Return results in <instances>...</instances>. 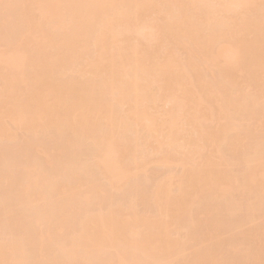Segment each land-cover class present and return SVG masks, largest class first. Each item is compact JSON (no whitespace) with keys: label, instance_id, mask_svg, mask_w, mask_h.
<instances>
[{"label":"bare ground","instance_id":"bare-ground-1","mask_svg":"<svg viewBox=\"0 0 264 264\" xmlns=\"http://www.w3.org/2000/svg\"><path fill=\"white\" fill-rule=\"evenodd\" d=\"M2 2L3 3H2V6H0V8H4V9L3 10L0 9L1 10L0 11V66H2V67L4 66L3 68H4L5 71H7L6 69L11 70L12 72H10V71L9 72L12 75L10 73H8V72L6 73L3 70V68L0 67V83H1V85H0V141H1L2 138H3L2 140H5L6 142H10L11 140L14 141L16 138H18L17 141L21 142V140H19V137L22 134L20 133L21 135L17 136L18 135L17 134L18 131H22L23 134H25V133L28 134L30 132H33L32 134L31 133L30 134L31 135L36 134V136L35 135L34 136L37 137V135L42 133L43 130L47 129V127H49V126H50L49 127L50 129L49 128L48 129L52 130L53 126L54 125L57 126V124L59 122H60L61 125L63 124L62 126H64L68 122H69L68 124H71L70 123V121H71L73 126L69 125L70 127L69 126L68 127L70 129L68 128V131L66 130V132H65V130H63L64 131L63 132L62 129H65V127L63 128L62 126H60V124H58V126L55 129H53V131L48 132L49 130L47 129L48 130L47 131L48 133H47L44 130L43 135L47 137L48 135H46V134H51L53 136V134H55V132H56V135L54 137H56L57 139H60V137L62 138L63 137L62 135H64V134H65L64 137L66 138V137L70 136L69 134L68 135H66V134L70 133V130H72V129H74V132H78V133L81 131L82 135H80V133H79V137H77L78 139L79 138H83L84 132H87L86 133L87 136L84 135V137L86 136L87 138L91 137V135H90L91 132L93 134H96L95 136H97L98 139L96 138L95 141L96 140L97 141L96 142L94 141V137L95 136L92 134L93 135L92 140L94 141V143L91 142V141L88 143L87 142L88 139L86 137L84 139H86L87 141L86 140L84 141L83 139L78 140L76 138V136H78V133L73 135L74 132L72 131L71 133H73L72 135H73L74 138L72 137L71 139H73V140L68 141L67 142L68 144H65V145L66 146L69 145V147H70L71 144H74L72 146H76V144L77 145H79V143L83 144V142H84L83 145H85V143L87 142L86 143V147L89 146V147H91L92 150L90 148H88L89 150L84 149V151L87 153L88 151L91 150L90 152L93 153V154H89L90 152H88V154L90 155V156H87L88 158H90L91 155H95L97 157L96 154L100 153L101 157L100 156H98V157L102 158L101 159L102 164L98 162V160L100 161V159H96L95 156H93V158H94L95 162L97 161L96 163L94 162V160L92 158V161L95 163V165L93 164L92 161H91L92 163H90V162H88V163L91 164L90 167H92V165L93 166H96V165L99 166V164L101 165V166H99L100 167L99 169H96L97 173H99L98 170H100V169H101L100 172H103V173L107 171L106 174H102L101 173L103 178L106 179L104 181H103V179H101L102 177H99L98 175H96V176L99 177L104 183L106 181V184L107 183H109L108 185L111 184L110 186L114 185L113 183H114V181H116V179H117L116 177H118V176H119L118 177L119 179L117 181H119L120 184H122V182L125 181V180H126L125 184H127L129 182V180H131V182H132V180H134V179H132V177H130V174H131V176H133V178L134 177L136 178V176H134L135 173L137 175V178L139 177L138 173L140 174V176H143V174L144 175L146 174V177H147V173L146 172L150 171V169L149 170L147 169L149 167L148 165H150V166L152 165V168H155V167H153V165L157 166L158 169H160L159 167H161L160 170H162V168L163 169L164 168L168 169L166 167L170 166L169 171H171L172 169H176V168H172L171 169V166L175 167V163H176V166L178 165V166H180L182 168H186L187 167L186 168L187 170L185 171L187 173L183 174L182 172H184V171H181V173H179L180 172L179 171L178 172L179 173L178 176L175 174V173H177L176 172L177 169L174 172L172 171L171 174L167 175L168 177L166 176V178L162 177L164 175H161L160 172L158 174H156L158 176L160 174L161 178H165V179H161L162 181L159 179L160 177L158 178L159 180L155 179L159 184L157 182H154V183L152 182V184L153 185L155 184L156 186H154V188L152 187V185L149 186V187H152L153 191H154L153 193L149 192V197L145 196L144 198H142V197L137 198L138 196H136L137 193L135 194V191H137V189L139 187L138 186L139 184H137L138 187H134L136 189L133 188L134 189V193L132 192L133 189H130V191L132 190L131 192H132L133 195L131 193H129L130 194L129 195L127 193V191H126L127 198L126 199L124 198V199L126 201L128 199L131 200L130 203L127 201L128 202L127 206H129V205L131 206V204L133 202H135V200L138 199L136 201V203H139L141 201L140 204L142 203L143 208H144V205L146 204V202L149 201V198L153 195V198H156V200L153 199V201H149L150 204H148L147 207L150 208V207H153V205H155L156 209H154V207H153L154 213L157 210L158 215L156 213L154 214L153 212L151 213V210H150V212H148V214L146 213L147 214L146 217L148 216V218H146L144 216H143L144 218L140 217L139 215H141V214L139 213V211L141 210L142 207L140 208V210L139 209L135 210L136 203L135 204L133 203L132 207H130V208L131 209L134 208L135 211L132 210V212L134 214L136 213V211L139 210L138 213H137V214H139L138 215L139 217L136 214H135L136 216L134 214H132V212L130 214L129 211L127 212L129 215L125 214L126 212L122 208L118 207V205L115 206V208L117 207L118 209L117 208L115 209L112 206L114 208L113 211L116 210L115 212L117 213V212H119V208H120L121 215L119 213H117V215H116V213H114V215H113V213H111L112 211L108 210V208H107V206H108V205H106L107 202L102 200V201L105 202V203L104 202L103 203L106 205V208L108 210V211H105V212H107L106 215H104V217H102L103 215L98 217V215H101L102 212H104V211L100 210L101 211L100 214L97 215L95 213V215L98 218V220H96L95 215L93 216L92 214L88 213V211H89V209L91 207L90 206L88 211L87 210L86 211H87V214H89L91 216L90 217L88 215V217H90L91 219L89 218L86 221L84 218L86 217V219H87V216H85L83 218L84 220H82L80 217L77 218V219H81L82 220V222L80 221L82 226L80 225V223L79 224L75 223L73 225V228H74L75 225L78 224L79 225V229H80V227H81V229H82V227H85L86 229L83 228L82 230H80V232H78L79 234L78 233L76 234L74 232L75 231L74 229H72L70 231L69 227H67V225H65V221H62L61 220L62 217L60 218V216H63L62 219H64L65 213L67 211H70V210H68V208H69L71 202L72 201L75 202V200L77 199L75 197L76 196L78 197L79 194H80L79 196L81 197L82 201H83L82 196L84 197L85 202H83V204L86 203V200L90 198V197L87 198V196H88V194H86L87 193V191H86L87 189L85 190L84 187H83L84 191H80V190H83L81 185L82 186L86 185L87 187H89L88 185L92 184L90 186H92V188L94 190L89 187V196H91V194L94 195V193H97V195H98L101 192L100 188L102 187L103 189H105V187H106V185L102 184L101 186H96V187H100V188H98L100 190H97V188L95 187V184H94V180L95 179L91 180L92 178H94L93 177L94 174L92 175V178H90L91 174H89L90 177H88V174L84 175V173L86 171L83 173L80 170L83 167L86 168L85 167L86 163H87L86 161L87 160L89 161V159L86 157L85 153L81 154V152H80L81 155L77 154V159H79V155H80V157H83V155H85V157L87 159L84 157V158H82L84 160H82L80 158L82 160V162H79V160L77 161V162H79L78 165L82 166V165L85 164V166H82V168H81V166L76 165V163H75L76 159L75 158H74L75 160L72 161L73 163L71 162L70 163L71 165L70 164L68 165L69 161L73 157H75L73 155H76L77 148H78V150H77V152H78L80 148L82 149L81 146H83V145H81V146L79 145L80 147L79 146H76V147H72L71 146L70 148H73V150H72L73 152L71 151L70 148H66V149H70V151L67 150V152L69 151L68 155L72 154L71 155L72 157L70 156L71 157L70 159L66 158L68 161H63V163L67 164L66 167H64L63 164L61 163V161L59 160L61 165L63 166L62 167L63 169L60 168L61 165L55 158L53 159V163H55V161L58 162V163L56 162L57 165H58V169H57V165H54V167H55L54 168L52 166L53 163H51V167L53 169L58 170L57 171L58 173H60L59 171L63 170L65 175L70 173L71 170H72L71 172H73V167L75 169L77 168V172L74 169L73 175L77 173L75 176H72L71 174H69V175H67V177H65L66 180H67L66 182L64 180L62 181L63 183L62 182L60 183V182L56 181L57 180L56 177L58 176V175L56 176V174H54L52 176V177H55V179H52V177H50L48 175H44V173L41 175V173L39 172V175H40L41 178L44 175L46 177H50V180H52L54 183L56 182L54 184L51 181L52 185L50 186L51 183L50 184L48 183L49 180L47 182V179H49V178H46V180H43L44 176H43L42 180L40 181V184L42 182L44 186L46 185L45 182H47L48 183L47 185H48L49 189L52 188V186H53V189L47 190L48 192L51 191V192H49L50 194L47 193V191L45 189H42L39 185H38L39 186L38 188H36V186H35L39 182L37 180H40L41 178H39L38 175L35 172L34 173L36 175H33L34 173H32V171L36 170L39 167H36V164H34L35 165L34 166L33 163H31V162H30V165L28 164V166H26V167L23 165L24 166V170L27 171V173L30 171V173L33 175V177H28L27 173L25 172V174H26L28 179L25 182V184H23V181L26 179V176H24V172H21L22 174H20V176L17 175L18 177H16V179H18V178L21 179V175H23V177L25 179L23 180V177H22L21 181L20 180L16 181V179H15V181L17 183L14 181V185L12 184V186L13 187L15 186V187L13 188V191H12L13 193L12 192L8 193V194H10V195H8V198H10V199L12 198L10 200L11 206L9 205V210L15 209L13 203L15 205H17L18 201L20 202V197H18L20 195L17 196L16 192H22L21 196H22V194L25 193L24 197L25 198L27 197V200L25 198L21 197L22 198L21 202H22L23 207H24V204L26 203V201L30 205V204H35L36 201L35 202H33V201L36 200L38 197H39V200L42 198L40 196H42L45 193L41 192L40 190L46 191L45 196H49L52 200L55 197L54 195H56L57 193H58V196H60V195L62 196V194L70 192V190H68V188L72 189L71 186L69 185L68 187H66V185H68L67 183H70L68 181H70L71 180L70 178H72V177H73V179H74V177H76L77 178V180L75 179L76 181H78L79 179L81 180V178H82L81 177V173H83L84 176H87L90 179V181H93L91 183L90 181L82 179L81 181L79 180L78 182H75V183H77V186H76L75 183H74L75 185L74 184L72 185L73 186V193H72L73 198L72 197L71 198L68 197V196L71 195V192H70V195H69V193L65 194L66 196L64 195V198H62V199H60L61 196L59 198L57 197L59 200H61V202L64 205L62 203H59L60 206H58L59 205L58 202H56V204H55V202L53 200V203H54L53 207L54 208L55 207H57V208L60 207L61 210L60 209H57V210L55 209L54 211H52V209H48V208L44 207V205L45 206L46 205L47 206L51 205L50 203L52 202V200H50L51 201L50 203L48 201V204L46 203L47 201L45 202V200H44V202L46 204H43L41 202L43 199H41L39 202H41L43 206L40 205L41 203H39V202L38 203H39L40 206L38 204H36L38 206L34 205L35 209H36V207H38L39 211L41 210V212H43V211L48 209V211L51 210L52 211L51 214H54V215H56L58 212L61 211L59 213L60 216H58L59 215L58 214L57 215L58 219L55 220V221L57 222L58 225L60 224V227L64 223L63 227H65V228L67 227L71 233L74 232V234H76V236L75 235L73 236L74 237L73 239L77 240L76 243H75V240L73 241L72 239H70L71 240V242H70V241H68L69 238H67V239L64 238L66 240V242H67V245H63L62 244L63 245L62 247H64V246H67V247L66 248H62L60 246L59 248L60 249L62 248L61 252L62 253H66V255H64V254L59 255L57 253V256L60 257L59 260L62 259L60 262L64 261L65 264H73V262L76 264V262H80L81 260L77 261V258L74 259L75 258L74 254L76 255V251L74 250L75 253L72 251L74 254L70 251L71 249H74V248L77 251H78V248H79L80 253H78V254H80V255L76 256V257H79V258L80 257L82 258L81 254L85 253L84 249H86V248H87L86 251L88 253H90L89 252L90 249H93V248L98 250L97 252H99V253L101 251L103 252V250L99 251L100 246L103 243H105V242H103V240L104 241H110L109 239H111L112 242L116 240L115 242L120 243V246L122 247V245H125L124 244L125 242H123V241H128L129 242L132 239V235L130 234L131 231L129 232V229L132 230V229L136 228L134 230H135V232H137L136 230L139 229V228H137L138 226L142 227V229L140 228V232H139V230L137 232V233H139L138 234L139 237L142 238V239L140 240V238L137 239L136 236H133V238L135 237L137 240L135 238L133 240H131V241H135L136 240L138 243H140V244H137V243L136 244L137 245H141V246H137L135 244V246L139 247V248L138 249L135 248V250H137V251L133 250V252L135 251V254L134 253L133 254L135 255V258H137V259L134 258V255H133V257L131 256L132 257L131 258L130 257V251L128 250L129 253L126 252V250H127L126 248L127 247L124 246L125 247V252L124 251L123 252L125 254H127V255H125L124 258L123 257H121V258H123L125 260L124 261L125 263H123V259H120V258H117V260L118 259L120 260L119 263H118V261L115 262V259H114L113 261L115 263H118V264H130L132 262V260H134L135 263H136V260H138L137 264H144L146 262H147L146 264H150V262H151V264H153V263L155 264L157 261H156V259H154V257L158 258V254H161L162 252H164V256H169L170 255V257H171V255L172 256L174 255L176 257V259H177V254H179V257H181L182 256V253H180L181 251L180 252L177 251V253L175 252L176 255H175V253H173L174 251H176L175 248H178L180 246V245H178V247H177V242L180 243V241L182 242V240H183V239H177V232L181 231V230H183L184 232L185 231L187 232V230H189L190 228L193 229V231H194V229L197 231V229L199 228L198 224H201L202 219L203 220H207L206 219L207 213L208 212H212L211 214H213V209H212V211H209L207 209L208 211L206 212V215L204 214L205 217L203 216V218H202L201 215H199V218H202V219H200L201 221H199V218L196 216V215H198V213L195 214L196 212L194 213L195 214L194 216H196V218L193 219L194 216H193V218H192V216H190L192 214V211L190 212V210H188V209L192 210L193 206L195 205L196 202L191 201V199H188V196H190L192 194L193 196H190V198H191V197H194V195L198 194L197 196L200 197L199 195H200V193L202 191H203V193H201V194H205L207 192V189H208V187H205L206 184L209 186V188L210 187L212 188V189L211 188L208 189L209 190L208 192H210V195H212L213 192H217L216 191L217 189H219V191L223 192V193L232 189L231 187H230L231 188L230 189L227 184H229V182L231 181L230 180L231 178L229 179L228 177H230L233 174L231 173V175L227 177L225 173H227L228 170L226 172H224V169H225V167L228 169V167H227V166H229L228 162L232 163L231 161L234 158L232 159V158L229 157V159H230L229 160L228 156H231V155H227L226 154L227 155L226 159L229 160L227 162L225 160V158H223V156L220 154V152L222 151L223 154H224V157L226 156L225 153H224L225 150L221 149V146L227 145V144H223L226 141L225 138L227 139V142H231L232 139L234 140V143L239 146V147H236L237 151H241L240 148H243L244 149L243 151H245V152L241 151V157L242 156L244 157V153L246 155L243 160H240L241 159L240 157L239 158L236 157L237 161L238 160L240 161V163L238 161L237 164H241V163L243 164V162H244L243 166L245 165L244 168H243V166H240L242 168L238 169L239 170L238 171L239 174H240V172H243V177L240 176L242 173L239 175L241 177V179H240V177H237V181L238 182L240 181L239 184H241V182L243 183V181H242V179H243L244 182H246V186L248 185V189L249 188H255L254 190H257L258 193L260 192L259 193L260 197L264 196V147L260 148L259 151H255L254 148L256 149V147H258V146L255 147V146L251 145L254 142H255V144L256 143L260 144V142L262 140L264 141V136H263L264 134H262L263 138H261V140H259L260 137L258 138L257 136H255L257 139H254L253 138V134H252V137H251L250 136L251 133H249L247 131L248 129L250 130V128H248V127H252L253 128V126H254V125L253 126H249L252 123L250 120L256 122V120H254V119H256L257 117L259 118L260 116L263 117V114H262L263 112L262 111H264V110H262V109H264V104H263V107L259 106V103L261 104L262 99H264V16H262V14L264 12L262 13V11H261L264 8H262L263 6L261 5V0H2ZM0 4H1V0H0ZM2 11L3 12L5 11L8 15L6 14L7 16H5L4 15L5 12L3 13ZM255 13L256 14L262 13V14H260L261 15L260 16V15H256ZM9 14L10 15L13 14V15H11V17L12 16L13 17L11 18L9 16ZM253 15L256 16V18ZM14 16L16 18H14ZM8 17H9L10 21L8 20ZM155 17H157V18H155ZM10 18L14 19V20H11ZM9 22H11V23H9ZM6 23H9V24H6ZM10 24H13V26L10 25ZM7 25H8V28L6 27ZM9 28H10V30H9ZM52 30L53 31H57V32L56 33L55 32L52 33ZM50 31H51V33H50ZM50 34H52V35L54 34L53 37L55 36V38L53 40H52V37L50 36ZM165 42H168V43H165ZM32 44H34V48H33ZM168 44H172V45L174 44L176 46H172L174 49L173 48L170 49L171 45H169L170 46L169 47ZM29 45H32V47L30 46L32 49L29 47ZM25 47H28V50L29 49L33 50V51L35 50L34 52L31 51L32 53H35V54H32L31 52L28 53L27 50H26L27 48H25ZM165 47L166 48L169 47V49H166ZM180 48H181V50H180ZM176 49H177V51H176ZM182 49H183V51L185 53L182 51ZM178 50H180V53H179L180 56H181V54L183 56V53H184V56L182 58L179 56ZM23 51H26V53L23 52ZM203 51H205L206 59H203L204 57H202V56L199 59L198 57L200 56L201 53H203ZM27 53L29 54V56H31V54H32L31 60H29V58H30L29 56H28L29 58L27 57V55H28ZM24 54H27V55H24ZM185 55H186V57H185ZM194 56H195V58L197 57L198 60H200V61L202 60V63L200 61H197V59L193 58ZM77 60L78 61L80 60L82 63L78 62ZM75 61H76V63H75ZM26 62H28V63H26ZM200 63L206 65V66L203 65L204 68L202 70H206L204 73L207 72L206 73L208 75L207 77L208 78L210 77L208 80H211L210 81L211 83H209V81L207 79H205V77L203 78L204 75L201 74L202 72H201V69L199 68V65H198ZM73 64L76 65V66L74 65V68H72ZM69 65L71 66V69L73 71L75 69L74 73L72 72V70H69L70 69ZM67 66H69L68 70H67ZM26 68L29 69L28 71H31L29 73V75H27V76H25L24 75L25 73L23 72V71H25L24 69H26ZM13 70H14V73H15V71H16V73L18 71V73L17 74L15 73L16 74L15 75L13 73ZM207 70L209 72H210V70L211 71L212 70L213 71L216 70L215 72L219 73V78L221 77L220 79H222L221 81L224 82V83L223 82L222 83H223V86L225 88H228L229 87L228 85H230V87L237 88V90L242 88V87H245V88L248 87V89L250 88L252 90V89H254L253 87H255V89H254L255 93L251 92V94L252 93L254 94V95L252 94L251 99L254 98L257 95L256 97L259 96L260 100H258L259 98L258 99H252L251 101L248 100V97H250V96H248L249 93L245 94L247 88L245 90H242L243 88L241 90H238V91L235 90L236 92L234 90H233L234 91L233 92L232 88H230L231 90L227 91V89H224L223 86L221 87L222 83L219 80V78L216 76L217 74L213 75V74H215V72L213 73V71L211 72L213 74H210V73H208ZM28 71H27V74H28ZM57 71H58V73H57ZM60 72H62L64 74H62ZM59 73H60V75H59ZM67 73L68 74L71 73L70 76ZM55 74H56V76H55ZM73 74L74 75H78L79 78H81V81H80V79L78 80V76L75 77ZM246 74H247L248 77H246V76L244 77V75H246ZM14 75H15V77L17 76V78L10 77V76H14ZM57 75L59 77L58 78L59 81L56 79ZM65 75H67L66 78L67 77L68 78L70 77V78L68 80L64 79ZM71 75L73 76V79H72ZM74 77H75V79H74ZM215 77L217 78V81L214 80ZM60 78H62L63 80L60 79ZM76 78H77L78 81L76 80ZM82 78H83V80H82ZM211 78H213V79H211ZM223 78L225 80H223ZM74 80H76V81H74ZM27 81L29 82L30 85L28 84ZM226 81L228 82V84H225ZM24 82L25 83L27 82L26 85H25V88L23 86L25 84ZM207 82H208V85L206 84ZM17 83H20V85L17 84ZM209 84L212 87H214L215 84L216 85L217 84L218 85L221 84L220 87L223 88V90H225V91L223 92V90L221 88H219L218 85H217L216 86L217 89L219 88L221 90H219V89L218 90L217 89H215V90L214 89H210L209 93L212 92V94L210 93V95H206V96H208V99H209L208 100L207 97L205 98L204 94L208 93V89H209V86H210ZM17 85H19V87L20 86L21 87L19 88ZM225 85H227L228 87L225 86ZM211 86H210V88H211ZM27 88H28V90H26ZM248 89H247V91H250ZM242 91H243V93L241 94ZM21 92L22 93L24 92L23 93L24 95H21ZM227 92H229L230 95ZM234 93H235V95H234ZM219 94L220 95L223 94V95L220 96ZM19 95H21L22 97L19 96ZM242 95H245V96L247 95L248 96V97L246 96L247 98L245 97V100L247 101V103L253 104L255 102L254 106L257 104L256 101H259L258 102V106H257L258 108H255L254 106H252V111H251V109H250L251 108V104L248 105L246 102H244L245 100H244ZM18 96H19V98H18ZM217 96L219 97V99L222 96H224V97H222L219 100V99H217ZM228 96L230 98L227 99ZM107 98H109V99H107ZM110 99H111V101H110ZM223 99H224V101L227 99V102H223L222 101ZM22 100H24V101L21 102ZM205 100H206V102H205ZM253 100H255V101H253ZM242 101L245 104H247L248 106L247 105L245 106V104L242 103ZM241 103L243 105H241ZM112 104H113V106H112ZM156 104H157V106H156ZM114 105H116V106H114ZM121 106H122V108H120V109L122 111H123V108L125 110V107H126V110H125L126 112L124 113V111H123V114H121L122 116L120 115V113L122 111L119 110V107H121ZM253 107H254V109H253ZM112 108L113 109L115 108V111L117 113L114 112V110ZM213 108H215V109H213ZM238 108L242 111V112H240L241 114L240 113L237 114V109ZM244 108L247 109V111ZM259 109H261L262 111L261 110H260L261 112L257 111L258 114H256L257 113L256 110H259ZM62 110H63V112H62ZM213 110H214L215 113L213 112ZM234 110H235V112H234ZM248 110H250V111H248ZM59 111H61V112H59ZM231 111L236 113V115L239 116L240 118L242 116V119H245V120L249 121V123L247 122L248 123V127L244 128L245 126H247V124L245 125L244 123H242L243 121H240V119L237 118L235 115H233ZM243 111L247 112L250 116H252V112L254 111L253 115L256 114L255 115L256 118L253 119V118H250V116H249L250 119H247L248 117H244L243 118V115H245V112H243ZM61 113H62V115L65 114V116L59 115ZM216 113H217V118L218 119L216 120L215 123L218 124L222 120L225 122V124H222L221 126H219L220 127L219 129L217 128V126H215V123L212 121V120L215 121ZM229 113L232 114L234 116V118L235 117L237 118V119L235 118V120H237V121L239 120L241 122V126H242L243 129H241V127L240 128L238 127L239 131L235 132L236 131V129H235L236 126H234V124H238V122L234 121V118H233L234 122H232L231 120H229V122H227L228 119L230 118L229 117ZM247 113H246V115H248ZM123 115H125V116L123 117ZM232 115H230V116H232ZM58 116H61V117H58ZM56 117H58V119ZM211 117L214 118V119H212ZM206 118L209 119V120L207 121ZM61 119H62V121H64V123L63 122L61 123V121H60ZM67 120H68V122H67ZM203 120H205V121H203ZM219 120H221V121H219ZM57 121H59V122H57ZM200 121H203V122H200ZM258 121L261 122L262 120L258 119ZM263 121H264V119H263ZM207 122H209V123L213 122L214 124L213 123L209 124ZM230 122H232V123H230ZM203 123H205V125H203ZM229 123L232 125L231 129L233 127L234 128L232 130H230V126H229V131H228ZM245 123H246V121H245ZM206 125H207L208 128L206 127ZM209 125H212V127L209 126ZM261 125H262V123H261ZM66 126H67V124H66ZM99 126L101 127V129L104 128L103 129L104 130L103 133L99 132V131L98 132L97 131H95V132L93 131L95 129L94 127H97V130H98L100 128ZM263 126L264 125H262V128H263ZM22 127H24L25 131H24V129H21ZM59 127H61L60 128L61 130H57V129H59ZM71 127H73V128L71 129ZM121 127L122 128H128L129 130H130V127L133 128V129H131V131H129L128 129H126V130L122 129ZM202 127L203 128L206 127L205 130L203 129L204 131L201 129ZM13 128H16V129L18 128V131L17 130H16L17 132L14 131L15 129L13 130ZM118 128L121 129L122 132L123 131L126 132L128 130L127 131L128 134L123 132V134H125L124 136H127L128 139L124 138V137H123L124 139L120 138L123 135L122 136L120 135V137H119L120 138L119 142L123 141V143H122L123 145H120L121 143H119L118 140H117L118 139V134H122V132L121 133H117L116 132L117 130H119ZM209 128H211V130L214 128L213 130H214V133H216V135H218L219 133L223 134V135H221L223 138L221 136H219L221 139L224 140V142H223V140L219 141V142H221L220 144H223V145L218 146V144H219V142L217 140L218 137L216 135H214V137L217 138V139H215L214 137H212L213 136L212 134H209V133H212L213 130H212V132H209L211 130H209V131L207 130V133L209 134V136L207 137V133H205V132H206V129H209ZM137 129L140 132H141V130H143V132H142L143 136H145V133L147 132V134H148L147 137L149 136L147 141L151 139L150 141H153V142L144 143V142H146V140L139 141L140 139H142L141 138L142 136L140 134L139 135V139H137L138 136L135 135V134L139 133L137 131ZM220 129L223 130L222 133L220 132L221 131ZM234 129H235V131H234L235 133L232 136V133H233ZM255 129H257V128L255 127ZM215 130H217V131H215ZM242 130H245V132H246L245 134L248 133V135L250 137L248 136L247 139H249V140L244 138L242 135H239L240 139H238V137L236 138V136H238V135H236V133H239L240 131L242 133H244V131H242ZM263 130H264V128H263ZM39 131H42V132L39 133ZM82 131H84V132H82ZM144 131H146V132H144ZM218 131H219V133L217 134ZM230 131H232L230 133V135L232 137L229 136V135L227 137L226 136V132L229 134ZM59 132H61V136H60ZM62 132L64 134H62ZM130 132H132V134H129ZM262 132H264V131H262ZM57 133L59 134L58 136H60V137H57ZM88 133H90V134L88 135ZM252 133H254V132H252ZM163 134H165L166 136H164ZM239 134H241V133H239ZM134 135L137 136V137H134ZM162 135H163V137H162ZM25 136H23V137H25ZM80 136H82V137H80ZM241 136H242V138H241ZM129 137H130V141H129ZM209 137L212 139V140H210V139L208 140L210 142V144L212 143L211 146L209 145V142L206 141V139H208ZM56 138H54L55 139L54 141H56ZM143 138L145 139V137H143ZM220 138H219V140H220ZM250 138H253V139L251 140L252 142H249L250 145L247 144V149H249V148L252 149L253 148L252 149L253 153L248 155V153H246L247 150L245 149L246 148L245 147L246 143H245V145H243L244 142H242L241 140L245 139V141H250ZM125 139H127V143L128 142L131 143L132 142L131 140L134 139V141H133L134 145L132 144L131 147H130V144L128 143L130 149L127 148L128 146L126 145L127 143H126ZM136 139L139 141L140 145L143 144V143L147 144V145H144L145 147L143 145H141L142 148H144V149H141V147H140V145H138V141ZM214 139L216 140V142L214 141ZM34 140H36V139H34ZM37 140H39V141L41 140V143L39 142L40 144L46 142V139L44 141H42V139H37ZM37 140H36V142H37ZM67 140H68V138H67ZM124 140H125V142H124ZM258 140L260 142H257ZM5 141H3V143ZM17 141H15V142H17ZM25 141L26 140H24L23 143ZM27 141H29L28 138H27ZM31 141L28 142V144H31ZM136 141H137V143H136ZM202 141H203V143H202ZM15 142H12V143H15ZM50 142H51V140H50ZM61 142H62V140H61ZM69 142H70V144H69ZM76 142H78V143H76ZM206 142H208L207 146L205 144ZM240 142H242V145H239ZM124 143H126V144H124ZM135 143L138 146H136ZM152 143H154V144H152ZM234 143H232V144H234ZM262 143H264V142H262ZM95 144H97V146ZM149 144H152V146L154 145L153 146L154 148H151V146ZM261 144H260V147H261ZM42 145H45V144H42ZM51 145H52V147H54L53 146L54 144H51ZM93 145H94V147L97 148V150H98V151H96L97 153H95L96 148L94 149ZM119 145L122 146V147H120ZM228 145H229L228 146L229 149L226 148L225 146H223V147H225L226 151L227 150L229 151L228 154H232L233 155L234 153H237V151H235L236 149L234 148L236 145L233 146V147H230V144H228ZM7 146H8V144H7ZM39 146L40 145H38V147ZM162 146L164 148L167 147V151H165L166 148L162 150L161 149V148H163ZM248 146H249V148H248ZM23 147H28V146L22 145L20 148L23 149ZM38 147H35V148L39 149ZM45 147H46V145H45ZM45 147L42 146L41 149L43 148L44 150L48 151V150H50V148H52V147H50L47 150L46 148H48V147H46V148ZM132 147H133V151L131 149ZM137 147H138V149H137ZM205 147H208V148H205ZM0 148H1V146H0ZM29 148H30V145H29ZM32 148H33V146H32ZM219 148L221 149V151L219 150ZM41 149H39V150L42 152L43 150H41ZM54 149L57 150L56 148H54ZM136 149L140 150V151L137 152ZM150 149H151V151L149 152ZM204 149H205V151H203ZM208 149H210V150H208ZM13 150H14V148H13ZM16 150H18V147L15 148L14 151L16 152ZM24 150L25 149H23V151H21V150L20 151L23 152V154H24ZM74 150H75V152H74ZM161 150H162V152L165 151V152L162 153L163 156L161 154H159V153H161ZM20 151H18V152L20 153ZM61 151H60V153H61ZM80 151H83V150H80ZM121 151H123V152L121 153ZM206 151H207V153H206ZM15 152H13V154ZM28 152H30V151H28ZM35 152L37 153L38 151H35ZM125 152H128L126 154H128L129 157L130 156L132 157V158L130 157L131 160L128 157V155L125 154ZM132 152H133V154L135 156L139 157V159H138L139 161L137 160V158H135V156H133V154L130 155V153H132ZM147 152H148V154H146ZM242 152H243V154H242ZM247 152H249V151H247ZM5 153H7V152H5ZM10 153H12V152H10ZM10 153L8 152V157H7V154H6L7 158H5V155H4V157L1 160L4 161L3 160L4 158L5 159L9 158L10 160L14 159L12 156L9 155ZM26 153H27V150H26ZM62 153H64V152H62ZM73 153H75V154H73ZM119 153H121V154H119ZM135 153L136 154L145 153V155H148V156H145L143 154H140V156H138L139 154L136 155ZM156 153H158L159 156L161 155L162 157H160V158L156 157V159H155L154 157L158 155ZM165 153H166V156H165ZM205 153H206V156L209 154L207 158H205L206 157L204 155ZM0 154H1V151H0ZM13 154H11V155H13ZM20 154H22V153H20ZM57 154L59 155V153H57ZM153 154H154V156L152 157L151 155H153ZM16 155L19 156V154H16ZM16 155H13V156H16ZM34 155H35V153H34ZM41 155H42V153H41ZM44 155L45 154L43 153V156ZM1 156H0V158H1ZM32 156L33 155H31V157ZM102 156H104V157H102ZM119 156H121L120 160H122V158H123V162L121 161L123 164L118 159ZM141 156L144 157V158H146V157L147 158L148 157L151 158L152 157L151 158L152 160L148 158V160L149 161L151 160V161L146 166V163H147L148 160L146 158L147 161H145V163H143L144 161L142 162V160H144V159ZM237 156H238V154H237ZM53 157H56V155H53ZM126 157H128L129 162H130L129 163L127 161L129 163L128 165L126 164L127 162L125 161ZM173 157H175L174 159L177 162H175ZM43 158H46V157H43ZM59 158L60 157H58V159ZM140 158H142V159H140ZM157 158H159V159H157ZM28 159H30V158H28ZM36 159L39 160L38 158H36ZM49 159H50V157H49ZM85 159H86V161H85ZM117 159L119 161H117ZM153 159H155V161ZM236 159H234V161ZM24 160L26 161L25 157H24ZM30 160H32V159H30ZM63 160H65V158ZM90 160H91V158H90ZM13 161L15 163V160H13ZM25 161H22V162L25 163ZM111 161H112V163H111ZM234 161H233V163H234ZM10 162H9V164H10ZM27 162H29V161H27ZM42 162L43 161L38 162L40 168H41L42 165H44ZM172 162H173V164H171ZM0 163H1L0 164V166H1L2 162H0ZM5 163L8 164V162H5ZM17 163H18V161H17ZM81 163H83V164H81ZM150 163H153V164H150ZM165 163H166V165H167V163L168 164L170 163L171 165L169 164V165L166 166ZM18 164H20V163H18ZM31 164H32L33 167L31 166ZM160 164H162V165H160ZM235 164H236V161L233 164L234 167L237 166V165L235 166ZM102 165H103V167H102ZM143 165H144V167H143ZM164 165H165V167H164ZM15 166H17V165H15ZM69 166H71V167H69ZM98 166H96V167L98 168ZM223 166H224V168H223ZM51 167H49V170H50ZM220 167H222L223 170H221L222 168H220ZM4 168H5V166H4ZM25 168L26 169L28 168V169L26 170ZM52 168H51L52 172H49V175L53 174V172L56 173L55 172L56 170H52ZM66 168H67V171H66ZM70 168H71V170H70ZM84 168H83V170H85ZM143 168H145V169L143 170ZM177 168H179V167H177ZM182 168H180V169H182ZM236 168H239V167H236ZM241 169H244V170H241ZM18 170H21V169H18ZM78 170H80V172ZM88 170L92 171V169H88ZM139 170H140V172H139ZM152 170L154 171V169H152ZM182 170H184V169H182ZM142 171L143 172L146 171V172H144L142 174L141 173ZM10 172L12 173V171H10ZM63 172H62V174L60 173V175H61V176L59 175L60 177H62V175H64ZM93 172H95V170ZM118 172H119V174L122 172L120 174L121 176L118 174ZM163 172H162V174H165ZM230 172H233V171H230ZM230 172H228V174H230ZM45 173L48 174L47 171ZM87 173H90V172H87ZM150 173H152V175L155 174L152 171ZM150 173L148 172V176H150L152 178L156 177V176H152ZM235 173L238 174L237 172H234V177H232V178H235V176H236ZM78 174H80V178L79 179H78ZM2 175H0V183L2 184V182L7 181L8 186H9L10 182H8V181H9L10 177H9V179H7V178L3 179L4 177H6V175H4V177ZM104 175L106 176V178H105ZM107 175L110 177V179L111 178L113 179V177H115V176L116 177L114 178L113 181H112V179L111 180L110 179L107 180ZM123 175H124V177H123ZM171 175H174V176L171 177ZM120 177H121V179H120ZM129 177H130V179L128 180ZM36 178H37V180H36ZM137 178H136V180H137ZM144 178H145V176L143 177V179ZM2 179L5 180V181H3ZM175 179L178 181V183L175 182V184H174L175 187L177 186L176 187L177 189L175 187H172L173 183H174L173 180H175ZM60 180H62V179H60ZM117 181L115 183L119 185V183ZM135 181H133V182L135 183ZM232 181L236 182V179H234ZM84 182H86L87 184L89 183V184L88 185L84 184ZM146 182H149L148 185L150 184V180H147ZM12 183H13V181H12ZM19 183L23 186V187L21 186L22 187L21 189H23V191H25V192L20 191L21 189L19 190V188H20V184ZM231 184H234V183H231ZM243 184H241V185H243ZM33 185H34V188H33ZM43 185H42V187H44ZM47 185H46V189H47ZM57 185L59 187H63V186L65 187L64 188L65 190H64L63 193H61L62 191L60 192V189L62 190L63 188H59ZM145 185H147V184H143L144 188H145ZM5 186H7V185L5 184ZM18 186H19V188H18ZM121 186H123L124 188L126 187V185H123V184ZM121 186H120V189L118 190L120 192H121V189H122ZM230 186H232V185H230ZM237 186H238V183H237ZM240 186H238V187H239V191L241 192ZM246 186H245V188L247 189ZM9 187L12 188L11 186H9ZM9 187H7V188H9ZM78 187L80 188V190H79L80 193H78V195H77L78 190L76 188H78ZM143 187H141V188H143ZM256 187L258 189H256ZM118 188H119V186H117V189ZM124 188H123V190H124ZM198 188H200V189H198ZM201 188H203L204 190H202ZM205 188H207V189H205ZM234 188L237 189V187H233V189ZM16 189H18V190H16ZM30 189L31 190L36 189V192L39 190L38 191L39 194H42V195L38 196V193H37V195H36L37 197L35 196V198H33V201H32L31 198L33 196H31V195H35L36 192H33L35 190L30 191ZM57 189H59V190H57ZM117 189H115V191ZM171 189H172L173 192H171ZM192 189H194V191ZM196 189H198V190H196ZM248 189L247 190L244 189L245 192L242 191V192H244L243 195H241L242 192L240 193V192L237 191V193H236L235 191L233 192V190H232L233 193H236V194L240 193L241 198L240 199L238 198L240 201L236 202L235 199L237 198V196L233 197L234 196L233 193H231V195L232 194L233 195L230 196L231 201L233 200V202L239 203L238 206L239 207L241 206V208L244 207L243 208L244 212L247 211L248 214L247 213L245 214V216H247V217L243 216V218L245 219L244 223H247V224L249 223L248 222V218L251 217V216L252 217H254V216L251 213H249L248 210H246L248 208V206L247 205L245 206L246 203L241 202L242 201V197L244 196L245 198L244 197L243 198L248 200L252 196L253 198L251 197V200L254 199V201H255V199H256V198H254V195L250 194L253 191L250 192V193L248 192L249 194L246 192V191H248ZM14 190H16L15 194H14ZM28 190L30 191V193L31 192L34 193V194L31 193V195H30L31 198H30V196H28L30 194L29 192H27ZM76 190H77V192H76ZM92 190H93V192H92ZM110 190H111V188H110ZM190 190H191V192L192 191L193 192L191 193ZM195 190H196V193H195ZM249 190L251 191L252 189H249ZM90 191L92 192L91 194H90ZM98 191H99V193H98ZM112 191H113V189H112ZM147 191H148V189L141 192L143 194V196H144L143 192H145V195H148ZM149 191H151V188H150ZM199 191H201V192H199ZM204 191H205V193H204ZM219 191H218L217 195H215V193L213 195V197L214 196L216 197V201H217V197L218 196L220 197ZM0 192L2 193V191H0ZM81 192L82 193L85 192V194L83 195ZM138 192H140V191L138 190ZM146 192H147V194H146ZM1 193H0V199L1 198L3 199L4 195L1 194ZM52 193H53L52 197L54 196L53 198L50 196ZM102 193H104V192H101L100 194H102ZM123 193L124 192L120 193V195H122ZM223 193H222V196H223ZM6 194H5V197L7 198ZM12 194L15 197L12 196ZM26 194H27V196H26ZM81 194H82V196H81ZM108 194H110V193H108ZM244 194H246L248 196L250 195V196L248 197V196H245ZM124 195H126V194L124 193ZM124 195L122 197H124ZM131 195H132V198L136 197L137 199L134 198L135 200L133 201V199H131ZM105 196H106V194H105ZM105 196L103 195V198H105ZM109 196H111V195H109ZM208 196H209V194L206 195L205 197L207 198ZM147 197H148V200H147ZM223 197L226 199V201L230 200V199H228L229 198L228 193H227V197L228 198L225 197V196H223ZM6 198H5V201H6ZM28 198H30V202L28 201ZM43 198H44V195H43ZM221 198L222 197H220L219 199H221ZM232 198H234V199H232ZM16 199L18 200L17 203L15 202ZM23 199H25V201H23ZM54 199H56V198H54ZM64 199L66 201L67 200L68 201L66 202ZM98 199H102V198H100V196H99ZM112 199L113 198H111L110 202H113ZM142 199H144L146 201L143 203ZM223 199L221 200L222 204H224ZM263 199H264V197H262V200ZM12 200L14 202H12ZM48 200H49V198H48ZM77 200H79V202H80V198H78ZM150 200H152V197H151ZM256 200L258 201V199H256ZM5 201L2 202V203H4V204H2L3 207H2V205L0 203V205H1L0 209L2 208L1 210H3V211L4 210L6 211L5 207H6V205L9 204V201L7 203H5ZM95 201L94 202L92 201V203L95 204ZM119 201L122 202L123 200L121 199ZM126 201H124V202H126ZM254 201H253V203H254ZM21 202H20V205L22 207ZM68 202H69V204H68ZM76 202H78V201H76ZM124 202L121 203V204H122V206L124 204V207H125V209L127 208L126 209V211H127L129 207L126 206L127 202L126 203H124ZM153 202H154V204H153ZM233 202L231 204H233ZM240 202L244 204L243 207H242L243 204L241 205ZM188 203H193L194 205L193 204H191V205L189 204L190 206H192V205L193 206L188 208L189 207ZM217 203H221L220 200H218ZM253 203H252V205H253ZM96 204H97V201H96ZM209 204H213V203H209ZM250 204L251 203H249V208L248 209H252L253 210L254 208H258L259 207V205L257 207L256 206L257 204H256V205H254L256 207L251 208L252 206ZM26 205L27 204H25V207L29 206V205H27V206ZM55 205H57V206H55ZM84 205H83V209L85 207L87 208V206L85 205V207H84ZM87 205L89 206L90 204H87ZM150 205H152V206H150ZM261 205H263V204L261 203ZM17 206H19V204ZM41 206L44 207V208H42ZM92 206H93L92 208H94L93 204H92ZM97 206H98V204H97ZM21 207L20 208L18 207V209H21ZM61 207H63V208H61ZM167 207L169 209H167ZM194 207L196 208V206H194ZM199 207H200V205L196 208V210H198V212H199V209H198ZM212 207H215V206H212ZM216 207H217V205H216ZM216 207L214 208L215 210H217V208H219L221 206L218 205V207L217 208ZM235 207H234V210H235ZM27 208H29V207H27ZM31 208H32V210L34 209L33 205L31 206ZM49 208H51V206ZM96 208H98V207H96ZM103 208H101V209L103 210ZM225 208H230L231 209V206L229 205V207H225ZM262 208L264 209V206ZM42 209H44V210L42 211ZM99 209H100V207H99ZM131 209H129V210L131 211ZM144 209H146V208H144ZM222 209H224V208H222ZM230 209H227L228 210L227 215H228L229 212L232 213ZM263 209L260 210L258 208V209L253 210L252 213L254 215H256V217H254L253 221L254 220H258L257 217L259 216V214L261 215V216H259V219L264 216L263 215L264 214V212H263L264 210ZM27 210H31V209H26V211ZM37 210H36V212H37ZM91 210L89 211L90 213H91ZM121 210L124 211V212H122ZM232 210H233V208H232ZM258 210H260V213L258 212V213L255 214L254 212L258 211ZM48 211H45V213L43 212L45 215L42 214V216L44 215L46 217V213ZM81 211H84V210L81 209ZM193 211H194V209H193ZM224 211H226V210H223V212ZM15 212H13V210H12L10 213L15 214ZM19 212H21V211H19ZM19 212H17V213H19ZM22 212H23V210H22ZM50 212L47 213V219L46 220H48ZM97 212H98V210H97ZM140 212L145 215V212L144 213H143V211H140ZM186 212L187 213L189 212L190 214L188 213L189 215H187ZM203 212H201L202 215H203ZM217 212H219V211L217 210ZM31 213H30V215H35V213H33V212H31ZM74 213H76V212H74ZM261 213H263V214H261ZM1 214H3V213H1ZM221 214H223V213L221 212ZM224 214H226V213L224 212ZM234 214L236 216V212L233 213L232 215H229V217H227L225 215H224L225 217L223 215L222 216L224 218H231V217L233 218ZM237 214H238V212H237ZM25 215L26 214H24V216ZM39 215L41 216V214L38 213V215L36 214L35 217L31 216L30 218L32 220V218H37ZM151 215H153V216H151ZM155 215L157 217H155ZM183 215L184 216L187 215L190 218H188L186 216L188 218V220H185L186 218ZM1 216H3V215H1ZM27 216H29V215H27ZM27 216H25V217L28 218V220L30 222L28 220L27 221L29 223H31L30 218L27 217ZM66 216H67V213H66ZM68 216H69V214H68ZM78 216H80V215H78ZM120 216H121V218H120ZM149 216H150V218H149ZM164 216H165V218H164ZM176 216L177 217L178 216H183L182 218H184L185 222H181V221H184V220H181L182 219L181 217H179V221L181 220L180 221L181 223H178V225H176L177 224L176 222L171 221V222H173L172 226L175 225V227L176 226L178 227L180 225L179 228H181L179 230H176V229H178L176 227V229L174 230V232L176 231V234H174V237H175V239H174L173 234L171 232L172 230L169 227V224H170L169 218H175ZM208 216L210 218V214ZM219 216H220V214H219ZM235 216H234V218H235ZM6 217H7V215H6ZM8 217H9L8 220H10V216H8ZM25 217L22 220H26ZM52 217H53V215H52ZM81 217H82V215H81ZM217 217H218V215H217ZM237 217H238V215H237ZM1 218H4V217H0V220H1L0 224L2 225V221L4 222V220L1 219ZM93 218H95V220H96L95 223L93 221L94 220ZM234 218H233V220H234ZM243 218H242V221H243ZM65 219H67V217H65ZM120 219H122V222L125 223L127 226L129 224V227H130V224H131V226H133V228H129L128 227L129 229L126 230L127 229L126 225L123 224ZM176 219L178 221V218H176ZM189 219H192L193 221L192 220L189 221ZM197 219H198V221L196 222ZM51 220L52 219H50L49 222ZM222 220H223V218H222ZM224 220H226V219H224ZM229 220L232 221V219H229ZM238 220L240 222L239 223L236 222L235 223L236 225L231 223L232 226H230V228L231 227L232 228H236V226L238 228V224L241 223V219H238ZM262 220H264V219L262 218L260 220V222ZM5 221H6V219H5ZM12 221H14V223H16L18 220H16V218H13ZM12 221H9L10 224H11V227L14 224ZM27 221H25V222H27ZM38 221H39V219H38ZM42 221L43 220H41L40 223H42ZM85 221H86V224H84ZM186 221H189L188 225H185V224H187ZM191 221L194 224L191 223ZM9 222H8V224H9ZM20 222L22 223V224L20 223L22 226L20 224L19 225L22 228L25 222L24 221L22 222L21 220H20ZM35 222H37V221H35ZM205 222L206 221L202 222V225L204 224V227H205V224H206ZM257 222L259 223V220ZM262 222H264V221H262ZM40 223L37 222V224H40ZM89 223L91 225V228H90ZM134 223H135V225H134ZM189 223H191V226H190ZM210 223L212 224V222H210ZM3 224L5 225V222ZM33 224H35V223H33ZM37 224H35V226H33L34 228L31 227V229H36L35 227H37V229H38L39 225H37ZM48 224L49 223L47 222L46 226ZM53 224L51 226H53ZM216 224L217 223L214 222V224L212 226L214 227ZM250 224H252V223H250ZM4 225H2V227ZM16 225H18V222L14 225V228H17ZM19 225H18V227H20ZM55 225H56V223H55ZM58 225L55 226V227H57V230H53L54 233H56L57 231L58 232H60V231L63 232V228L62 227H61L62 229L58 228ZM85 225H88V226H85ZM181 225L183 227H181ZM196 225L198 227H196ZM222 225L224 226V224L219 222V224H217V226H216L217 228L214 227V228L217 229V232H216L217 236H218L217 233L222 232L221 230H219L220 232H218V229H220V226H222ZM244 225H246V224H244ZM244 225L242 224V226L245 228ZM26 226H29V225L27 224ZM42 226H43V224H42ZM135 226H137V227H135ZM184 226H187L188 228L189 227L190 228L186 229V227H184ZM227 226H229V225H227ZM233 226H235V227H233ZM239 226L241 227L240 229H243L244 232L246 230L248 231L250 229L249 226H247V228L245 230H244V228H242L241 225H239ZM259 226L261 227V225H259ZM11 227H9V228L12 230L13 227L12 228ZM48 227H46L47 231H48ZM125 227H126V229H125ZM148 227L153 228V229H149L150 230L149 231ZM192 227H194V228H192ZM21 228H17V229L19 230ZM27 228H26V230H27ZM42 228H45V226L41 227V229ZM70 228H72V225H71ZM168 228L170 230H168ZM200 228L202 229V227H200ZM263 228H264V226H263ZM22 229H24V228H22ZM22 229H21V231H22ZM79 229H78V231H79ZM123 229L125 230V233H123V231H124ZM154 229L155 230L157 229L159 231L158 235H156L158 233V231L157 230L155 231ZM254 229H256V228H254ZM0 230H2V229H0ZM11 230H9V231H11ZM14 230H16V229H14ZM14 230H13V232H14ZM144 230L145 231L147 230V231L151 232L153 236L150 235L149 232H147V231L144 232ZM151 230H153V231H151ZM237 230H239V229H237ZM237 230H236V232L232 233L233 234L232 235V240L235 239L237 244L234 243L232 240H230L228 242H230V243L232 242L236 246H238V245L240 246V244L242 246V241L241 240H239V241L236 240V237L240 236V234H239L240 231L238 232ZM38 231H39V229L37 230V232ZM50 231H51V233H53L52 232V228H51ZM127 231H128V234H126ZM169 231L171 232L170 234H169ZM226 231H228V229H226ZM250 231H251V229L247 233H249ZM18 232H17V234H18ZM31 232H33V234H34V232H36V231H31ZM31 232H30V235H31ZM42 232H44V230ZM58 232L56 234L57 236H58ZM65 232H67V230H64V232L62 234H64ZM81 232H82V234H80ZM121 232L123 234H121ZM132 232H133V230H132ZM135 232L132 233V234L134 235ZM143 232L146 233V234H143ZM189 232H191V231L189 230L188 234L187 233H183V232H179L178 235L180 234L179 235L180 238L184 234H187L188 237H189V235H191V234H189ZM207 232L208 231H206V232L204 231L203 233L206 234ZM211 232L213 233L212 236H214V232L213 231H211ZM211 232H209V234ZM237 232H238V234H237ZM251 232H250V234H247L248 237H250ZM259 232H262V231L260 230ZM263 232H264V230H263ZM45 233H46V231H45ZM45 233H44V235H45ZM51 233L48 234L49 237H51L50 236V235H52ZM71 233H69V235ZM137 233H136V235H137ZM222 233H220L219 236ZM253 233L255 234L256 231L254 230ZM257 233H258V230H257ZM37 234L38 233H36V236H38ZM207 234H206V238L207 237L208 238L211 237L209 243L212 244V242L214 240H212V242H211V239H214L216 236L215 237H212V236L209 237L208 236L209 234L208 235ZM254 234H252L251 237H250L252 241L255 240L254 237L257 236V234H256V236ZM261 234L262 235L260 237H262L264 239V237H263L264 234L263 233H261ZM10 235L15 236V234H9L8 233L7 237H8V240L10 239L9 242L6 241L7 237L5 238L6 240L4 238H1V241H0V264H20V263L21 264H26L27 260H22L25 257L26 253H24V254H20V253L24 252L25 249L27 251V245L28 246L31 245L32 247L34 246V244H35V246L37 244L39 245L38 242L41 239V237H39V240H37L38 242H36V238L37 237L35 235H33L34 236V239H33V237H31L32 235L31 236H26V234H25L24 235L25 237H23V234H22V237H21L20 236L21 234L20 235L18 234L19 237H20V242L21 243L20 242L17 243V242H15V239L17 241V238H15L14 241H12L13 240L12 238H14V237L10 236ZM18 235H17V237H18ZM129 235H131L130 240L129 239L126 240V237L129 236ZM145 235L146 236L148 235V236L145 237ZM154 235H156L157 237L156 236L154 237ZM170 235L172 236V238H171ZM187 235H185V237H187ZM241 235H242V233H241ZM0 236H3V235H0ZM59 236H60V233H59ZM64 236H62V238ZM78 236H80V238ZM86 236H87L88 240L85 239ZM142 236H144V237H142ZM201 236L203 238L205 235H201ZM233 236H235L234 239H233ZM242 236H244V235H242ZM29 237H31V238H29ZM150 237L151 238L154 237L155 240H159V239L161 240L163 238L164 242L166 240V243L163 244V246H162L163 242L161 243L160 240L159 241H155L154 240L155 242H153V244H152L153 239H151ZM188 237L186 238V241L188 239L187 243L192 240L191 243L195 244V242H196L195 240L196 239L194 240V239L188 238ZM199 237L197 236V238L200 240L199 243H201V241L203 239L201 240V237L200 238ZM222 237H223V235H222ZM222 237H221V239L224 240V238H222ZM252 237L254 239H252ZM257 237H258L257 239L260 238L259 236H257ZM22 238H23V240H26L25 243L22 242L23 241ZM62 238H61V240H62ZM77 238L79 239V241H78ZM104 238H106V239H104ZM144 238H147V239L144 240ZM206 238L204 240H206ZM244 238H246V237L244 236ZM244 238H240V239H244ZM2 239H4V240H2ZM30 239L31 240L33 239L32 240L33 242ZM82 239L84 241L86 240L85 242L89 241V244H90V245L88 244L89 248L88 247H86V248L84 247L87 244L85 242H84L85 245L83 247L81 246L82 245L81 243H79V245L77 244V242H82L83 241ZM216 239L217 238H215V240ZM218 239L217 240L219 242H221L220 238H218ZM237 239H238V237H237ZM18 240H19V238H18ZM43 240H47V239L45 237L42 238L41 243H42ZM50 240H52V238H50ZM50 240L47 241V242H50ZM57 240H58V238H57ZM80 240H82V241H80ZM148 240H149V242H148ZM52 241H51V243L53 244ZM139 241H142V242H139ZM186 241L183 240L184 243H186ZM258 241L259 240L256 241L257 242V244H256L257 247H255V249L260 251L262 247L259 248L260 245H258V244H261V246L263 245V247H264V244H263L264 241H260L261 243H259ZM2 242H4V243H2ZM13 242L17 243L16 247H15V243H13ZM150 242H151V244L148 245L147 243H150ZM158 242H160V244H158ZM204 242L201 243L203 246L201 245L202 248H200V249L204 251V254H207V252L209 253L211 251H209V249H208L209 246H207L208 245L207 241H204ZM247 242H249V241H247ZM6 243H11V244L9 245V244H6ZM22 243H23V245L26 248L22 245ZM31 243H33V244H31ZM45 243L46 242H44V244ZM60 243H61V241H60ZM69 243H73V244L70 245ZM155 243H157V244H155ZM187 243H186V245H187ZM191 243H188V244H191ZM213 243H214L213 245H215V243L217 244L216 241L213 242ZM250 243L247 244L248 247H249ZM25 244H27V245H25ZM58 244H59V242H58ZM146 244L149 246V248L152 246L150 248L151 252L147 251V250L146 251L148 253H146V252L144 253L143 252L144 248L145 249L148 248V246H146ZM254 244H255V242H254ZM49 245H50V243H49ZM72 245H74V246L76 245L77 247L76 246L74 247ZM129 245H131V244H129ZM142 245H143L144 248H142ZM153 245L155 246V249L152 250V248H154ZM157 245H160L161 247H163L161 253L157 251V250H159V249H156ZM204 245H205L206 249H203ZM247 245H245V247ZM20 246H21V248L18 250V248ZM131 246H134V245L132 244ZM193 246L195 247V248L193 247V251L191 250L192 248H190L189 250L191 252H193L194 256L196 255L197 259L190 260L189 258L191 257V254L190 255L187 254L185 256L186 251L188 250V248H187L186 251L184 250L185 253L183 252L184 253L183 254L184 257L183 256L181 258L178 257L179 260L183 259L182 260L183 264H186V263L187 264L188 263L189 264L190 263L191 264H196L198 262H200L198 264H205L207 262V260L209 261V264H211L212 263L211 261H214V259L212 260L211 258H215V256H216L215 254L216 253L213 254V252H211V254H207V255H210V256H207V257H205L204 255L200 254L202 257L205 258V259L204 258L202 259V257L200 255H198V253H199L198 251H200V253H201V250H198L200 245L198 244V246H195V245H193ZM252 246H254V245H252ZM13 247L16 248L15 249V252H17L16 254H20L21 257H22V255L24 256V257H22V259H21L20 256H17V255H16V258H13L15 256V255H13V253H11L14 250ZM23 247H24V249H23ZM44 247H46V246L44 245ZM104 247H105V245H104ZM106 247H107V243H106ZM112 247L113 246H111V248ZM114 247H116V246H114ZM181 247H179V249ZM223 247L226 248L225 246H223ZM69 248H70V250H67ZM80 248H82L83 252L80 250ZM196 248H198V249L195 250ZM21 249L24 250V251H22ZM38 249L40 250V253H41V249H43V248H38ZM51 249H53V248H51ZM51 249L49 248L50 252L52 251ZM107 249H108V247H107ZM117 249L118 250H116V249L115 250L118 251V253H119L120 247L117 248ZM129 249H131V248H129ZM150 249H148V250H150ZM207 249H208V251L205 252ZM228 249L230 251V248H228ZM243 249L245 250L244 247H243ZM243 249H242V251H243ZM248 249H249V252L247 254H249V253L251 254L250 251L253 250V249L252 248L250 249V247ZM34 250H36V249H34ZM180 250H183V248L180 249ZM30 251H31V249L29 250V252ZM53 251H55V249ZM113 251H114V249L111 250V253H113ZM116 251H114L115 252L114 254H117ZM156 251L158 252L157 254H156ZM194 251H195V253H194ZM15 252H14V254H15ZM50 252H48V253H50ZM61 252H59V253H61ZM92 252H93V250H92ZM92 252H91L90 255L91 256L93 255L95 257L96 254H94V252L92 254ZM105 252L107 254L106 250H105ZM105 252H104V254H105ZM121 252H122V249H121ZM123 252H122V254H124ZM234 252H236V251H234ZM240 252H241V249H240ZM253 252H256V251H253ZM261 252H262V255L264 256V248H263V250ZM37 253H39V252H37ZM42 253H44V251H42ZM109 253H110V251H108V254ZM151 253L152 254L153 253L156 254L157 257L154 256V254L152 255ZM10 254H12V255L10 256ZM52 254L53 253H51V255ZM71 254L73 255V257H71ZM141 254H144V255H142L143 258L145 257L144 259L142 258V261H141ZM148 254L152 256L151 260L149 259V258H151V256L149 257ZM242 254H243V252H242ZM244 254L246 255V253H244ZM6 255H8V257ZM29 255L31 257V254H28V256L26 258H24V259H28V260L33 259V258H29ZM63 255L66 256V259H68V260H69V258H71L72 261L70 260L71 262H68ZM67 255H68V257H67ZM110 255L111 254H109V256ZM117 255H121V253H119ZM117 255H115V258H116ZM188 255H189V258H188ZM39 256H40V254H39ZM100 256H103V255L100 254L98 257L100 258ZM234 256L236 257V254ZM254 256H256V254H254L253 256L251 254V256H248V257H251V259H253V261L256 260L255 262H258L257 264H260V262H261V264L264 263V261H263L264 259H262L261 257L260 258L256 257L257 259H255ZM17 257H18V259H17ZM54 257L56 258V256H54ZM87 257H90V256L86 255V257H83L82 259H85ZM138 257H139V259H138ZM173 257H171V258L165 257V259L163 258L162 262L164 264H167V263H165V260L166 261H170V260L173 259ZM186 257L190 260L189 262L187 261L188 259ZM209 257H211V258H209ZM244 257H246V256H244ZM36 258H34V260ZM50 258H52V257H50ZM50 258H48V259L50 260ZM58 258H56V259H58ZM111 258H113V257H111ZM160 258H162V257H159V259H157V260H162ZM208 258L211 259V261ZM16 259H17L18 262H16ZM63 259H65L66 261L63 260ZM73 259L76 260V261H73ZM92 259L93 260L97 259L96 261H98L97 257L96 258H92ZM128 259L131 261V262L129 261L130 263L127 262ZM145 259L147 261H144ZM153 259L156 262H154ZM218 259H220V258L217 256L216 259H215V261H217L216 262L217 264H218ZM246 259L248 260L249 258H246ZM246 259L244 258L245 263L249 261V260L246 261ZM251 259H250V261H251ZM259 259H261L263 262L260 261ZM34 260H33L32 263L35 262ZM39 260H40V263L42 264L43 261L41 262V257H40V259H38V261ZM59 260H58V262H59ZM221 260H222V258H221ZM238 260L239 259H237V261ZM96 261L93 262V264L96 263ZM99 261H101V260H99ZM134 261L132 263H134ZM172 261H170L171 263L168 262V264H175V263L177 264V263H179L178 260H175L174 263H172ZM204 261H206V262H204ZM215 261L213 263H215ZM253 261L251 262V264L253 263ZM51 262H53V261H51ZM60 262H59V264H63V263H60ZM114 262L112 263V261H111V264H114ZM159 262H161V261H159ZM159 262L156 263V264H162V263H159ZM231 262L229 264H231ZM234 262H235V260H234ZM242 262H243V259H242ZM29 263H31V262L29 261L28 264ZM40 263H38V264H40ZM54 263H52V264H54ZM81 263L82 262H80V264ZM84 263H87L86 260H85ZM236 263H238V262H236ZM236 263H234V264H236ZM43 264H44V262H43ZM96 264H98V263H96ZM106 264H110V262L106 263ZM222 264H224V263H222Z\"/></svg>","mask_w":264,"mask_h":264},{"label":"rangeland","instance_id":"rangeland-1","mask_svg":"<svg viewBox=\"0 0 264 264\" xmlns=\"http://www.w3.org/2000/svg\"><path fill=\"white\" fill-rule=\"evenodd\" d=\"M4 2H5V1H4ZM2 3H3V2H2V0H1V4H0V6H2ZM262 8H264V6H263ZM0 9L3 10L4 8H0ZM0 11H1V10H0ZM261 11H262V13H263V12H264V9H262ZM2 12H3V11H2ZM4 12H5V11H4ZM4 12H3V13H4ZM3 13H2V14H3ZM262 13H259V14H256V13H255V14H256V15H260V14H262ZM2 14H1V15H2ZM6 14H7V13L5 12L4 15L7 16L8 14H7V15H6ZM263 14H264V13H263ZM263 14H262V16H264ZM11 15H13V14H11ZM11 15L9 14L10 17H11ZM2 16H3V15H2ZM2 16H1V17H2ZM253 16H254V15H253ZM260 16H261V15H260ZM12 17H13V16H12ZM12 17H11V18H12ZM157 17H158V16H157ZM157 17H155V18H157ZM254 17L256 18V16H254ZM2 18H3V17H2ZM11 18H10V19H11ZM14 18H16V17L14 16ZM257 18H258V17H257ZM8 20H9V17H8ZM11 20H14V19H11ZM9 21H10V20H9ZM9 23H11V22H9ZM9 23H6V24H9ZM10 25L13 26V24H10ZM6 27L8 28V25H7ZM9 30H10V28H9ZM11 31H12V30H11ZM54 32L56 33L57 31H53V30H52V33H54ZM50 33H51V31H50ZM53 35H54V34H53ZM53 35L50 34V36L52 37V40L55 38V36L53 37ZM165 43H168V42H165ZM32 45H33V48H34V44H32ZM32 45H29V47H30V46L32 47ZM35 45H36V44H35ZM169 45H171V47H170ZM168 46H169L170 49H171V48H173L172 46H176V45H174V44H173V45H172V44H168ZM31 47H30V48H31ZM169 47H168V48L165 47V48H166V49H169ZM25 48H27L26 50H27L28 53L31 52V51H33V50H30V49L28 50V47H25ZM25 48H24V49H25ZM176 48H177V47H176ZM31 49H32V48H31ZM173 49H174V48H173ZM177 49H178V48H177ZM177 49H176V51H177ZM180 50H181V48H180ZM180 50H178V54L180 53ZM34 51H35V50H34ZM34 51H33V52H34ZM92 51H93V50H92ZM182 51H183V49H182ZM23 52L26 53V51H23ZM183 52H184V51H183ZM28 53H27V54H28ZM31 53H32V52H31ZM184 53H185V52H184ZM184 53H183V56H184ZM203 53H204V54H203ZM203 53H201L202 55L200 54V56L198 57L199 59H200L201 56L204 57L203 59H206L205 51H203ZM27 54H24V55H27ZM32 54H35V53H32ZM32 54H31V56H32ZM28 56H29V54L27 55V57H28ZM31 56H29L30 58L28 57L29 60H31V58H32ZM179 56H180V54H179ZM183 56H182V54H181L180 57L182 58ZM25 57H26V56H25ZM185 57H186V55H185ZM193 58H195V56H194ZM23 59H24V58H23ZM33 59H34V58H33ZM195 59H197V57H196ZM201 59H202V58H201ZM27 60H28V59H27ZM77 61H78V60H77ZM197 61H200V60L197 59ZM78 62H81V61L79 60ZM200 62L202 63V60H201ZM203 62H204V61H203ZM24 63H25V62H24ZM26 63H28V62H26ZM75 63H76V61H75ZM81 63H82V62H81ZM201 63L198 64V65H199V68L201 69V72H202L201 74L204 75L203 78L205 77V79L208 80L210 77H209V78L207 77V76H208V75L206 74L207 72L204 73L206 70H202V69L204 68V66H206V65H205V64H201ZM205 63H206V62H205ZM78 64H79V63H78ZM74 65H75V64L72 65V66H73L72 68H74ZM79 65H80V64H79ZM203 65H204V66H203ZM69 66H70V65H69ZM69 66H67V70H68L69 68H70L69 70H72V69H71V66H70V67H69ZM75 66H76V65H75ZM0 67H2V66H0ZM3 67H4V66H3ZM3 67H2V68H3ZM68 67H69V68H68ZM3 70H4V68H3ZM6 70H7V71L4 70L6 73H7V72H8V73L12 72L11 70H8V69H6ZM24 70L26 71V72L23 71V72L25 73V74H24L25 76L29 75V73L31 72V71H28L29 69H27V68L24 69ZM9 71H10V72H9ZM27 71H28V74H27ZM74 71H75V69H74ZM74 71L72 70L73 73H74ZM207 71H208V70H207ZM212 71H213V70H212ZM212 71L210 70V72L208 71V73L213 74L216 70L213 71V73H211ZM21 72H22V71H21ZM13 73H14V70H13ZM15 73H16V71H15ZM15 73H14V74H15ZM17 73H18V71H17ZM17 73H16V74H17ZM57 73H58V71H57ZM60 73H62V72H60ZM60 73H59V75H60ZM10 74H11V73H10ZM10 74H9V75H10ZM16 74H15V75H16ZM62 74H64V73H62ZM67 74H68V73H67ZM70 74H71V73H70ZM70 74H68V75L70 76ZM78 74H79V73H78ZM210 74H209V75H210ZM216 74H217V75H216ZM11 75H12V74H11ZM15 75H14V76H10V77H15ZM73 75H74V74H73ZM79 75H80V74H79ZM213 75H216V76L219 78V73H218V72H217V73L215 72V74H213ZM55 76H56V74H55ZM66 76H67V75H65V78H64V79H67V80H68L70 77H69V78H68V77L66 78ZM71 76H72V75H71ZM74 76L76 77V76H78V75H74ZM210 76H211V75H210ZM245 76L248 77L247 74L244 75V77H245ZM18 77H19V76H18ZM75 77H74V79H75ZM212 77H213V76H212ZM15 78H17V76H16ZM15 78H14V79H15ZM26 78H27V77H26ZM58 78H59V77H58V75H57L56 79L58 80ZM62 78H63V77H62ZM62 78H60V79H62ZM220 78H221V77H220ZM220 78H219V80L221 81L222 79H220ZM27 79H28V78H27ZM72 79H73V76H72ZM79 79H80V81H81V78H79V76H78V80H79ZM211 79H213V78H211ZM62 80H63V79H62ZM62 80H61V81H62ZM70 80H71V79H70ZM76 80H77V78H76ZM76 80H74V81H76ZM78 80H77V81H78ZM82 80H83V78H82ZM207 80H206V81H207ZM214 80L217 81V78L215 77ZM223 80H225V79L223 78ZM248 80H249V79H248ZM17 81H18V80H17ZM58 81H59V80H58ZM64 81H65V80H64ZM208 81H209V83H211V82H210L211 80H208ZM220 81H219V82H220ZM246 81H247V80H246ZM18 82H19V81H18ZM27 82H28V81H27ZM27 82H26V83H27ZM62 82H63V81H62ZM213 82H214V81H213ZM219 82H218V83H219ZM222 82H223V81H221V83H222ZM247 82H248V81H247ZM249 82H250V81H249ZM15 83H16V82H15ZM24 83H25V82H24ZM26 83L23 85L24 88H25ZM216 83H217V82H216ZM223 83H224V82H223ZM223 83H222V85L220 84L221 87L223 86ZM17 84L20 85V83H17ZM21 84H22V83H21ZM28 84H29V82H28ZM206 84L208 85V82H207ZM212 84H213V83H212ZM225 84H228V82L226 81ZM0 85H1V83H0ZM19 85H17V86L19 87ZM29 85H30V84H29ZM209 85H210V84H209ZM217 85H218V84H217ZM217 85L215 84L214 87H212V86L210 85L211 88H210V86H209L208 93L204 94V95H205V98L207 97V99H208V96H206V95H210V93L212 94V92L209 93V90H210V89H214V90L217 89V87H216ZM220 85H218L219 88H221ZM225 86H227V85H225ZM228 86H229V87H228ZM228 86H227V87H228L229 89H228V88H225L224 86H223V88H224V89H227V91H228V90H231L230 88H232V91H233V90H234V91H235V90L238 91V90H241L242 88H243L242 90H245L246 88L248 89V87H246V88H245V87H242V88H240V89L237 90V88H235V87H230V85H228ZM242 86H243V85H242ZM245 86H246V85H245ZM20 87H21V86H20ZM20 87H19V88H20ZM28 87H29V86H28ZM249 87H250V86H249ZM22 88H23V87H22ZM22 88H21V89H22ZM219 88H218V89H219ZM223 88H221V89L223 90ZM253 88L255 89V87H253ZM218 89H217V90H218ZM221 89H219V90H221ZM247 89H246V92H245V91H244V92H245V94H246V93H249L248 96H250V97H248V96L246 95V96L248 97V100L251 101L252 99H258V98H259V96L256 97V96H257V95H256V96H255L256 98L254 97V98L251 99V96H252V94H253V93L251 94V92H254V89L251 90V89L249 88L248 90H250V91H247ZM23 90H24V89H23ZM26 90H28V88H27ZM217 90H216V91H217ZM21 91H22V90H21ZM212 91H213V90H212ZM224 91H225V90H223V92H224ZM234 91H233V92H234ZM236 91H235V92H236ZM218 92H219V91H218ZM233 92H232V93H233ZM23 93H24V92H23ZM23 93L21 92V95H24ZM220 93H221V92H220ZM227 93L230 95L229 92H227ZM242 93H243V91L241 92V94H242ZM254 93H255V92H254ZM216 94H217V93H216ZM225 94H226V93H225ZM228 94H227V95H228ZM21 95H19V96H21ZM219 95H220V94H219ZM219 95H218V96H219ZM221 95H223V94H221ZM221 95H220V96H221ZM234 95H235V93H234ZM253 95H254V94H253ZM19 96H18V98H19ZM215 96H216V95H215ZM218 96H217V99H219ZM225 96H226V95H225ZM242 96H243V98H244V100H245V97H246V96H245V95H242ZM21 97H22V96H21ZM203 97H204V96H203ZM222 97H224V96H222ZM222 97H221V98H222ZM247 97H246V98H247ZM111 98H112V97H111ZM221 98H220V99H221ZM228 98H230V97L228 96L227 99H228ZM21 99H22V98H21ZM107 99H109V98H107ZM112 99H113V98H112ZM207 99H206V100H207ZM220 99H219V100H220ZM227 99H226L225 101H224V99H223L222 101H223V102H227ZM206 100H205V102H206ZM208 100H209V99H208ZM208 100H207V101H208ZM258 100H260V98H259ZM263 100H264V99H262L261 104L259 103V106H262V107H263V104H264V101H263ZM23 101H24V100H22L21 102H23ZM110 101H111V99H110ZM222 101H221V102H222ZM253 101H255V100H253ZM253 101H252V102H253ZM244 102L247 103L246 100H245ZM244 102L242 101V103H244ZM256 102H257V104H256L255 106H254V103H255V102H254L253 104L250 103V104H251V108H250L251 111H252V106H254L255 108H258L257 106H258V102H259V101H256ZM242 103H241V105H243ZM159 104H160V103H159ZM223 104H224V103H223ZM226 104H227V103H226ZM244 104H245V103H244ZM247 104L250 105L249 103H247ZM247 104H245V106H246ZM248 105H247V106H248ZM112 106H113V104H112ZM114 106H116V105H114ZM119 106H120V105H119ZM156 106H157V104H156ZM158 106H159V105H158ZM117 107H118V106H117ZM240 107H241V106H240ZM254 107H253V109H254ZM120 108H122V106L119 107V110L122 111ZM241 108H242V107H241ZM248 108H249V107H248ZM112 109H113V108H112ZM213 109H215V108H213ZM238 109H239V108H238ZM238 109H237V114L240 113V112H242L240 109H239L240 111H239ZM242 109H243V108H242ZM244 109H245V108H244ZM63 110H64V109H63ZM63 110H62V112H63ZM113 110H114V112H116V111H115V108H114ZM125 110H126V107H125ZM125 110H124V108H123L124 113L126 112ZM245 110L247 111V109H245ZM260 110H261V109L256 110V112H257V111H260ZM262 110H264V109H262ZM262 110H261V111H262ZM123 111L120 113V115L123 114ZM215 111H216V110H215ZM228 111H229V110H228ZM238 111H239V112H238ZM248 111H250V110H248ZM254 111H255V110H254ZM254 111H253V112H254ZM261 111H260V112H261ZM59 112H61V111H59ZM213 112H214V110H213ZM213 112H212V113H213ZM231 112H232L233 115H235L237 118H239L240 121H243L242 123H244L245 125L247 124V126H245V127L243 126L244 128L248 127V123H249V121H247V120H245V119H242V116H241V118H240L239 116H237L236 113H234L235 110H234V112H233V111H231ZM243 112H245V111H243ZM253 112H252V116H250L247 112H245V115H243V118H244V117H248L247 119H250V118H253V119H254V118H256L255 115L258 114V112H257L255 115H253ZM262 112H263V113H262V114H263V117L260 116L259 118L257 117L256 119H254V120H256V122L250 120L252 123H251L249 126H253V125H254V126H253L254 129H253L252 127H248V128H250V130L247 128V129H248L247 131H248L249 133H251V135H250L251 137H252V134H253V138H254V139H257V138L255 137V136H257L258 138L260 137L259 140H261V138H263V136H264V135L262 136V134H264V132H262V131H264V130H263L264 126H263V128H262V125H264V121H263V119H264V111H262ZM116 113H117V112H116ZM214 113H215V112H214ZM246 113H247L248 115H246ZM249 113H250V112H249ZM57 114H58V113H57ZM118 114H119V113H118ZM232 114L229 113V117H230V118L228 119L227 122H229V120H231L232 122H234V121L238 122V124H234V126H236V127H235L236 131H235V129L233 130V133H232V136H233L235 132H238V131H239L238 129H239L240 127H241V129H243V128H242V126H241V122H240L239 120H238V121L235 120L236 117L234 118V116H233ZM240 114H241V113H240ZM240 114H239V115H240ZM242 114H243V113H242ZM260 114H261V113H260ZM59 115H62V113L59 114ZM120 115H119V116H120ZM230 115H232V116H230ZM62 116H65V114H63ZM121 116H122V115H121ZM124 116H125V115H123V117H124ZM214 116H215V115H214ZM249 116H250V118H249ZM58 117H61V116H58ZM58 117H56V118L58 119ZM62 118H63V117H62ZM64 118H65V117H64ZM118 118H119V117H118ZM208 118H209V117H208ZM211 118H212V117H211ZM231 118H232V119H231ZM233 118H234V121H233ZM237 118H236V119H237ZM212 119H214V118H212ZM217 119H218V118H217V113H216L215 121H214V120H212V121L215 123ZM241 119H242V120H241ZM258 119H260V120H262V121L260 122V121H258ZM63 120H64V119H63ZM65 120H66V119H65ZM206 120L208 121L209 119L206 118ZM60 121H61V123H62V122L64 123V121H62V119H61ZM203 121H205V120H203ZM203 121H200V122H203ZM219 121H221V120H219ZM219 121H218V122H219ZM245 121H246V123H245ZM57 122H59V121H57ZM67 122H68V120H67ZM213 122H210V123L212 124ZM232 122H230V123H232ZM239 122H240V123H239ZM247 122H248V123H247ZM65 123H66V122H65ZM68 123H69V122H68ZM68 123H66L67 126H66V124H65L64 126H62L63 124L61 125L60 122H59L58 124H60V126H62L63 128L65 127V129H62V131L65 130V132H66V130L68 131V128H69L70 126H73V124H72L71 121H70L71 124H68ZM207 123H209V122H207ZM210 123H209V124H210ZM214 123H213V124H214ZM230 123H229V125H228V131H229V126H230V130H232V129L234 128V127H233V128L231 129V126H232V125H231ZM261 123H262V125H261ZM55 124H56V123H55ZM58 124H57V126H58ZM201 124H202V123H201ZM216 124H217V123H215V126H217V128L219 129V128H220L219 126H221L222 124H225V122L222 120V121L219 122L217 125H216ZM69 125H70V126H69ZM203 125H205V123H203ZM207 125H208V124H207ZM207 125H206V127H207ZM237 125H238V126H237ZM239 125H240V126H239ZM242 125H243V124H242ZM260 125H261V126H260ZM51 126H52V125H51ZM54 126H55V125H54ZM54 126H53L52 130H49V129H50V128H49L50 126L47 127V129L49 128V129H48L49 131H48L47 129H44V130H45L46 132H47V131H48V132L53 131V129H55V128L57 127V126H55V127H54ZM68 126H69V127H68ZM97 126H98V125H97ZM209 126L212 127V125H209ZM215 126H214V127H215ZM99 127H100V126H99ZM206 127H205V128H206ZM238 127H239V128H238ZM255 127H256L257 129H255ZM60 128H61V127H59V129H57V130H61ZM72 128H73V127H71V129H72ZM94 128L96 129V130H95V129L93 130L94 132H95V131H97V132L99 131V132H102V133L104 132V130H103L104 128H103V127H102L103 129H101V127H100L98 130H97V127H94ZM119 128H120V127H119ZM119 128H118V129H119ZM121 128H122V127H121ZM205 128L202 127L201 129H202V130H203V129L205 130ZM207 128H208V127H207ZM217 128H216V129H217ZM251 128H252V129H251ZM14 129H15V130H14ZM21 129H24V127H22ZM69 129H70V128H69ZM122 129H125V130H126V129H128V128H122ZM131 129H133V128L130 127V130H129V129H128V130L131 131ZM213 129H214V128H213ZM213 129H212V130H213ZM13 130H14V131H16V130L18 131V128H17V129H16V128H13ZM40 130H41V129H40ZM44 130H43V132H44ZM128 130H127V131H128ZM204 130H203V131H204ZM207 130L209 131V130H211V128L206 129V132H205V133H207ZM212 130L209 131V132H212ZM220 130H221V129H220ZM245 130H246V129H245ZM245 130H242V131H244V133H242L241 131L239 132V133H241V134L236 133V135H238V136H236V138L238 137V139H240V138H239V135H242L244 138L247 139V137H248L249 135H248V133L245 134V133H246ZM17 131H16V132H17ZM24 131H25V129H24ZM26 131H27V130H26ZM72 131L74 132V129L70 130V133H71ZM127 131H126V132L123 131V132H124V133H127ZM137 131H138V129H137ZM215 131H217V130H215ZM222 131H223V130H221L220 132L222 133ZM234 131H235V132H234ZM40 132H42V131H39V133H40ZM43 132L40 133L41 135H40V134L37 135V137H38V138H37V137H35L36 134H34L35 136H34V135H31L33 132H30L31 134H30V133L26 134V133L24 132L25 134H23L22 131H18V132H17V134H18L17 136H19V135L22 134V135L19 137V140H21L22 143L19 142V141H17L18 138H16V139L14 138V139H15L14 141L11 140V141H10L11 143L17 141V142L12 143V144H11L10 142H6L5 140H2L3 138H2L1 141H0V143H1V144H0V146H1V148H0V151H1L0 156L2 155L1 158H0V162H2V165L0 166V175L3 174V175H2L3 177H4V175H6V177H4L3 179H6V178L9 179V177H10V179H9L8 182H10V183H9V184H10L9 186L12 187V188H10V187L8 186L7 181H5V180L2 179V180L5 181V182H2V184L0 183V186H1V187H0V191H2V193H1V192H0V193L4 195V196H3L4 198H3V199H2V198L0 199V201H1L0 203H1V205L4 204V203H2V202L5 201V198H6V197H5V194L7 193V194H6V195H7V198H6L5 203H7V202L9 201V204H8V205L5 204V205H6V207H5V208H6V211H5V210H4V211L1 210L2 208L0 209V210L2 211V212H1V211H0V212L3 213V214L0 213V217H4V218H1V219H3L4 222H5V225H4V224H3L4 222L2 221V225H4V226L6 227V228H5L4 226L2 227V225L0 224V226H1L0 229H2V230H0V235H3V236H0V241H1V238H4V239H5V238L7 237V235H8V233H9V234H15V236H13V235H10V236H13V237H14V238L11 237V238L13 239L12 241H14V239L17 238V241H16V239H15V242H17V243L20 242V237H19L20 234H21V235H20L21 237H22V234H23V237H25V236H24L25 234H26V236H31V235H32L31 237H33V239H34V236H33V235L36 236V233H38V234H37L38 236H36L38 239H37L36 237H35V238H36V242H38L37 240H39V237H41V239H40L39 242H38L39 245L37 244V245L35 246V244H34L35 247H34V246L32 247L31 245L28 246L27 244H25V245H27V251H26V249H25L26 252H25L24 250L21 249V250L24 251V252L21 251L22 253H20V254H24V253H26L25 257L22 255V257H24V258H26V257L28 256V254H31V257H30V255H29V258H33V259H30V260H28V259H24V258L22 259V257H21L20 254H16L17 252H15V249H16L15 247H16V244H17V243L13 242V243H15V247H13L14 250H13V252H11V253H13V255H15L13 258H16V255H17V256H20L22 260H27V261H26V264H28L29 261L31 262V263H29V264H38V263H40V260L38 261V259H40V257H41V262L43 261L44 264H52V263H54V262H55L54 264H59V262H60L62 259L59 260L60 257L57 256V253H58L59 255H62V254L66 255V253H62V252H61V251H62V250H61L62 248H66V247H67V246L62 247L63 245H67V242H66L65 239L69 238L68 241H70V242H71L70 239H72L73 241L75 240V243H76L77 240H76V239H73V238H74L73 236H74V235L76 236V234H77L78 232H80V230H82L83 228H85V227H82V229H81V227H80V229H79V225H78V224L80 223V225L82 226V224H81L82 220L85 219V220L87 221V220L91 217L89 214H92V215L94 216L95 213L98 215V214L101 213V211H104V212H105V211L110 210V211H112L111 213H113V215H114V213H116V212H115L116 210H115V211H113V210H114L115 206L118 205V207L122 208V209L126 212L125 214L129 215L127 212L129 211V213L131 214L132 210H134V208L131 209L130 207H132L133 203H134V204L136 203V201L138 200L137 198H140V197L144 198L145 196H148V197H149V192H150V193H151V192H152V193L154 192V191H153V188H154V186H156V185H155V184L153 185L152 182H153V183H154V182H157L155 179H157V180H159V179H160V180H161V179H165L167 175L171 174L172 171L174 172L176 169H177V170H176L177 173H178L179 171H180L179 173H181V171H184V172H182L183 174H184V173H187V172H185V171L187 170V169H186L187 167H186V168H182V167H180V166H178V165L176 166V163H175V167H174V166H173V167L171 166V169H172V168H176V169H172V170L170 169L171 171H169L170 166H169V167H166V168H168V169H165V168H164L165 170L162 168V170H163L164 172H163L162 170H160L161 167H159L160 169H158V167H157V166H154V165H153V167H155L156 169H155V168H152V165H151V166L148 165L149 167L147 168L146 166H147V164H149V162L152 160L151 158L154 156V154L151 155V156H152L151 158L148 157L149 159H151L150 161L148 160L147 157H146V158H147L148 161L146 160V158H144V157L141 156V157L144 159V160H142V162L144 161L143 163H145V161H147L145 167H146L148 170L150 169V171H148V172L150 173V172L152 171V172L155 173L154 175H152V173H150L152 176H156L155 178L153 177L154 179H153L152 177L148 176V172L144 171V172L147 173V177H148V178H147V177H146V174L144 175V174H143L144 172L142 171L141 173L143 174V176H140V174L138 173V176H139L138 178H137V175H136V173H135L134 176H136L137 180H136L135 177L133 178V176H131V174H130V177H132V179H134V180H132V182H131V180H129V179H130V177H129V178H128L129 182L127 181L129 184H128L127 182H126L127 184H125V181H126V180L123 181L122 184H123V185H126L125 188H124L123 186H121L122 184H120L119 181H117V180L119 179V178H118L119 176H118V177L115 176V177L117 178L116 181L119 183V185L115 183L116 181H114V183H113L114 185L110 186L111 184H110V185H108L109 183L106 184V181H105V183L103 182V181L106 180V179H104L103 176L101 175V173H102V174H106L107 171L103 173V172H100V170H101V169H100V170H98L99 173L96 172V169H99V168H100L99 166H101L99 163L102 164V162H101V159H102V158H99V157H98V156H100V153H99V154H96L97 157H96L95 155H91V157H90L91 160H90V158L87 157V156H90L89 154H93V153L90 152V151L92 150L91 147H89V146L86 147V143H87V142L89 143L90 141L94 143L95 139L97 138V136H95L96 134H93V133L90 131L91 134L88 133V135L90 134L91 137H90V138H87V137H86V136H87V135H86L87 132L82 131V132H84V135H86L85 137L88 139V141H87L86 139H84V138H85L84 135H83V138H79V139L77 138V137H79V133H80V135H82V134H81V131H80L79 133H78V132H74V134H73V133H71V134H70V133H67L66 135L69 134L70 136H68V137H66V138L64 137L65 134L63 133V132H64V131H63L62 134H64V135H62V136H63L64 138H63V137H62V138L60 137V136H61V132H59V133H60V136H58L59 134L57 133V137H60V139L62 140V142H61L60 139H57L56 137H54V136L56 135V132H55V134H53V136H52L51 134H46V135H48L47 137L43 135ZM48 132H47V133H48ZM57 132H58V131H57ZM116 132H117V133H121L122 131H121V129H119V130H117ZM116 132H115V133H116ZM123 132H122V134H118V139H117L118 142H119L120 138H122V139L127 138V136H124L125 134H123ZM138 132H139V133L135 134V135H137L138 137L135 136V135H134V137H137V139H139V135L141 134V136H142L141 138H142V139H140L139 141H141V140H143V141L146 140V142H144V143H150V142H153V141H150L151 139L147 141V139H148L149 136L147 137L148 134H147L146 131H144V132H146V133H145V136H143V133H142L143 130H141V132H140V131H138ZM231 132H232V131H230L229 134L226 132V136H227V137H228V135L231 136V135H230ZM252 132H254L255 134L252 133ZM261 132H262V133H261ZM20 133H21V134H20ZM53 133H54V132H53ZM77 133H78V136H76V138H77L78 140L83 139L84 141L86 140L87 142L85 143V145H83V144H84L83 141H82L83 144H80V143H79L80 146L83 145V146H81L82 149H81V148L79 149V151H78L79 153L77 152L78 148H77V150L75 149V150H76V155H73V156H75V157H73V158L69 161L68 165H69L72 161H74L75 159H76L75 163H76V165H78L79 162H82V160H84V159H82V158H84L85 155H86V157L89 159V161H88V160L86 161L87 158L85 157V158H86L85 161H86L87 163H86V166H85V164L82 165V166H85L87 169L83 167V168L85 169V170H83V168H82L81 165H78V166H81L82 169H80V170H81L83 173L86 171V172L84 173V175H85V174H88V177L91 176L90 178H92V175L94 174V175H93L94 178H92L91 180H94V179H95V180H94L95 187H96V186H101L102 184L106 185V187L104 186L105 189H103L102 187H101V188H100V187H96L97 190H100V189H101V190H100L101 192H104V193L106 192V193H105L106 196H105L104 193H102V194L105 196V198H103V195L100 194L101 192L99 193V191H98V193H99L98 195H97V193H94L95 196H94L93 194H91V193L93 192V190H94V189L92 188V186H90V185H92V184H89V183H88V184H89V185H88V184L86 183L87 181H90V179H89L87 176H84L83 173H81V177H82L81 180H82V179H83V180H84V179L87 180L86 182H84V184H87L91 189H93L92 192L90 191L91 196H89V187H87L86 185H85L86 187L81 185L82 189H83V187H84L85 190L87 189V190H86V191H87L86 194H88V196L86 195L87 198L90 197L89 199L86 200V203H84V204L87 206V208H86L85 205L83 204V202H85V200H84V197L82 196V194L84 195L85 192H84V193L81 192V193H82L81 196H82L83 201L81 200V197L79 196L80 194L78 195V193H80V191H84V189H83V190H80V188H79L80 186H79L78 188H76V189L78 190V192H77V190H76L78 197L76 196L75 198H77V199L80 198V202H79V200H77V199H76L75 202H74V201H72V200H73V199H72V200H71L72 202L70 201L71 204H70V206H69V208H68V210H70V211H67V212H66V213H67V216H66V213H65V215H64L65 217H67V219H65V217H64V219H62L63 216H60V214H59V213L61 212V211H60V210H61L60 207H58V208H57V207H55V208L53 207V205H54L53 200H54L55 204H56V202H58V204H59V203H62L61 200L58 199L61 195L59 194L60 196H58V193L56 192L57 194L54 195L55 197L53 196V197L56 198V199H54V198L52 197V195H53L54 192L52 191L53 193L50 195V196L53 198V200H52L49 196H45V194H46V191H47V190H51V189H53V186H52V188L49 189L47 184H48V183H49V184L51 183L52 180H50V177H52L54 174H56V176L58 175V176L56 177V179H57L56 181H58V182H60V183H61L63 180H64L65 182L67 181L66 178H65V177H67V175L71 174L72 176H75V175L77 174V173H76V172H77V168L75 169V168L73 167V172H71L72 170H71V168H70L71 171H70V173H68L67 175H65V173L63 172V170H61V171L63 172L64 175H62V177H60V176H61L60 173L62 174V172L59 171L60 173H58V172H57L58 170L53 169V168L51 167V163H53V159H54V158H55L59 163H60V161H61V163L63 164L64 167L67 166L66 163H63V161H68L66 158L70 159V158L72 157V156H71L72 154L68 155V154H69L68 152L70 151V149H71V151L73 150V148H70V147H71L72 145H74V144H71L70 147H69V145H67V146H68V147H67L65 144H68V143H67L68 141L73 140V139H71V138L73 137V135H75V134H77ZM218 133H219V131L217 132V134H218ZM223 133H224V132H223ZM15 134H16V133H15ZM29 134H30V135H29ZM37 134H38V133H37ZM72 134H73V135H72ZM92 134L95 136V137H94V141L92 140V137H93ZM127 134H128V133H127ZM127 134H126V135H127ZM129 134H132V132H130ZM133 134H134V133H133ZM209 134H212V135H213L212 137H214V135H216V133H214V130H213L212 133H209ZM209 134L207 133V137L209 136ZM25 135H26V136H25ZM120 135H121V136L123 135V136L120 137ZM163 135L166 136L165 134H163ZM163 135H162V137H163ZM221 135H223V134H220V133H219L218 135H216V136L218 137V139H217L216 137H214V138L217 139L218 142H219V141L223 140V139H221V138L219 137V136H221ZM258 135H259V136H258ZM260 135H261V136H260ZM23 136H25V137H23ZM33 136H34V137H33ZM128 136H129V135H128ZM130 136H131V135H130ZM210 136H211V135H210ZM232 136H231V137H232ZM242 136H241V138H242ZM250 136H249V137H250ZM22 137H23V138H22ZM29 137H30L31 139H30ZM43 137L46 139V142H44V143H42V144H45L46 147H48V148H46L45 145L40 144V143H41V140H40V141L37 140V139H42V141H44L45 139H44ZM50 137H51V138H50ZM80 137H82V136H80ZM119 137H120V138H119ZM123 137H124V138H123ZM131 137H132V136H131ZM143 137H145V139H144ZM221 137H222V136H221ZM25 138H26V139H25ZM27 138H28L29 141H27ZM54 138H56V141H54V140H55ZM67 138H68V140H67ZM73 138H74V137H73ZM219 138H220V140H219ZM222 138H223V137H222ZM229 138H230V137H229ZM229 138H228V139H229ZM236 138H235V139H236ZM253 138H250V141H245V139H244V140H241L242 142H244L243 145H245V143H246V146H245L246 148H245V149H246L247 151H249V152L246 151V153H248V155L253 153V151H252L253 148L251 149V148H249V146H248L249 149H247V144L250 145L249 142H252L251 140H252ZM9 139H10V138H9ZM32 139H33V140L36 139L37 142H36V140L33 141ZM52 139H53V140H52ZM63 139H64V140L66 139L67 141H66V140L64 141ZM90 139H91V140H90ZM97 139H98V138H97ZM127 139H128V138H127ZM127 139H125V140H126V143H127ZM137 139H136V140H137ZM161 139H162V138H161ZM209 139L212 140V139L209 137L208 139H206V141H208ZM215 139H214V141L216 142ZM24 140H26V141L23 143ZM31 140H32L33 142H32ZM47 140H48V141H47ZM50 140H51V142H50ZM59 140H60V141H59ZM125 140H124V142H125ZM162 140H163V139H162ZM162 140H161V141H162ZM225 140H226L225 142H224V140H223V142H224L223 144H227V145L220 144L221 142H219L218 146L223 145V146H225L226 148L229 149V147H228L229 145H228V144H230V147H233V146L236 145V146L234 147L235 149H236V147H239L237 144L234 143V140H233V139H232L233 141L231 140V142H227V139H226V138H225ZM229 140H230V139H229ZM247 140H249V139H247ZM259 140H258L257 142H260ZM3 141H5V142L3 143ZM30 141H31V144H28V142H30ZM52 141H53V142H52ZM96 141H97V140H96ZM96 141H95V142H96ZM121 141H122V140H121ZM129 141H130V137H129ZM131 141H132L131 143L128 142V143L130 144V147H131L132 144L134 145V143H133L134 139L131 140ZM137 141H138V140H137ZM137 141H136V143H137ZM139 141H138V145H140V144H139ZM143 141H142V142H143ZM255 141H256V140H255ZM39 142H40V143H39ZM72 142H73V141H72ZM79 142H80V141H79ZM208 142H209V141H208ZM208 142L205 143L206 146H207V143H208ZM226 142H227V143H226ZM242 142H240L239 145H242ZM262 142H264V141L262 140V141L260 142V144H261ZM2 143H3V144H2ZM6 143L8 144V146H7ZM19 143H20V144H19ZM32 143H33V144H32ZM38 143H39V144H38ZM46 143H47V144H46ZM76 143H78V142H76ZM76 143H75V144H76ZM93 143H92V144H93ZM116 143H117V142H116ZM119 143H121L120 145H123V144H122L123 141H122V142H119ZM126 143H124V144H126ZM128 143H127L126 145L128 146L127 148L130 149ZM136 143H135V145H136ZM144 143L141 144V145H143V146H144V145H147V144H144ZM202 143H203V141H202ZM232 143H234L235 145L232 144ZM5 144H6V145H5ZM9 144H10V145H9ZM16 144H17L18 146H17ZM21 144H22V145H25V146H28V147H23V149H25V150H24V154H23V152H21V151H23V149L20 148V147L22 146ZM27 144H28V145H27ZM36 144H37V145H36ZM49 144H50V145H49ZM51 144H54V145H53L54 147H52ZM69 144H70V142H69ZM117 144H118V143H117ZM152 144H154V143H152ZM152 144H149V145L151 146V148H154V147H153L154 145L152 146ZM211 144H212V143H211ZM211 144H210V142H209V145H210V146H211ZM253 144H254V145H253ZM253 144H251V145H252V146H255V147L258 146V147H256V149L258 148L257 150L254 148L255 151H259L260 148L264 147V146H263L264 143H262L263 145L261 144V147H260V144H259V143H256V144H255V142H254ZM11 145H12V146H11ZM13 145H14V146H13ZM15 145H16V146H15ZM29 145H30V148H29ZM38 145H40V146H41V145L44 146L47 150H48L50 147H52V148H50V150L46 151V150H44L43 148L41 149L42 146H41V147H40V146L38 147ZM47 145H48V146H47ZM79 145L76 144V146H79ZM95 145L97 146V144H95ZM120 145H119V146H120ZM138 145H136V146H138ZM141 145H140L141 149H144V148H142ZM202 145H203V144H202ZM6 146H7V147H6ZM9 146H10V147H9ZM32 146H33L34 149L32 148ZM76 146H72V147H76ZM80 146H79V147H80ZM84 146H85V147H84ZM136 146H135V147H136ZM203 146H204V145H203ZM210 146H209V147H210ZM223 146H221V149H222V150H225V152H224L225 155H226V154H227V155H231V156H228V159H229V157L232 158V159H233V158L236 159V157H238V158L240 157V158H241L240 160H243L244 157L246 156L245 153H244V157H243V156L241 157V151L244 150L243 148H240L241 151H237V149H236L235 151H237V153H234V154L232 155V154H228L229 151H228V150L226 151L225 147H223ZM252 146H251V147H252ZM17 147H18V150H16V152H15L14 150H15V148H17ZM35 147H38L39 149H41V150H43V151L41 152L39 149H36ZM93 147H94V145H93ZM120 147H122V146H120ZM123 147H124V146H123ZM135 147H134V148H135ZM144 147H145V146H144ZM162 147H163V146H162ZM222 147H223V148H222ZM241 147H242V146H241ZM10 148H11L12 150H13V148H14V150L12 151ZM54 148H56L57 150H55ZM66 148H70V149H66ZM88 148L91 149L90 151H88V152H90L89 154H88V152L86 153V152L84 151V149L89 150ZM95 148H96V147H94V149H95ZM149 148H150V147H149ZM149 148H148V149H149ZM155 148H156V147H155ZM165 148H166L165 151H167V147H165ZM165 148L163 147V148H161V149L163 150V149H165ZM203 148H204V147H203ZM205 148H208V147H205ZM1 149H2V150L4 149L5 151H4V150L2 151ZM7 149H8V150H7ZM58 149H59V150H58ZM63 149H64L65 151H64ZM121 149H122V148H121ZM125 149H126V148H125ZM131 149H132V151H133V147H132ZM137 149H138V147H137ZM137 149H136V150H137ZM221 149L219 148L220 151H221ZM20 150H21V151H20ZM26 150H27V153H26ZM61 150H62V151H61ZM67 150H69V151L67 152ZM75 150H74V152H75ZM80 150H83V151H80ZM136 150H135V151H136ZM162 150H161V153H159V154H161V155H162L163 152H165V151L162 152ZM208 150H210V149H208ZM208 150H207V151H208ZM230 150H231V149H230ZM18 151H20V153H22V154H20ZM28 151H30V152H28ZM35 151H38V152L36 153ZM39 151H40V152H39ZM58 151H59V152H58ZM60 151H61V153H60ZM96 151H98L97 148H96V150H95V153H97ZM123 151H124V150H123ZM123 151H121V153H122ZM126 151H127V150H126ZM138 151H140V150H137V152H138ZM150 151H151V149L149 150V152H150ZM203 151H205V149H204ZM207 151H206V153H207ZM231 151H232V150H231ZM233 151H234V150H233ZM2 152H3V153H2ZM5 152H7V153H5ZM8 152H9V153L12 152V153L9 154L10 156H12V157L14 158V159H11L12 161H11L9 158H8V159H5V158L8 157ZM13 152H15V153L13 154ZM52 152H53V153H52ZM55 152H56V153H55ZM62 152H64V153H62ZM72 152H73V151H72ZM80 152H81V154H84V153H85V155H83V157H80V155H81ZM119 152H120V151H119ZM130 152H131V151H130ZM137 152H136V153H137ZM143 152H144V151H143ZM209 152H210V151H209ZM226 152H227V153H226ZM243 152H245V151H243ZM243 152H242V154H243ZM4 153H5V154H4ZM32 153H33V154H32ZM34 153H35V155H34ZM41 153H42V155H41ZM43 153L45 154L44 156H43ZM57 153H59V155H58ZM121 153H119V154H121ZM126 153H128V152H125V154H126ZM136 153H135V154H136ZM152 153H153V152H152ZM203 153H204V152H203ZM206 153L204 154L205 156H206ZM239 153H240V154H239ZM6 154H7V157H6ZM11 154H13V155L19 154V156H20L21 158H20L18 155L13 156V155H11ZM73 154H75V153H73ZM77 154H80V155H79V159H77ZM87 154H88V155H87ZM123 154H124V153H123ZM123 154H122V155H123ZM131 154H133V152L130 153V155H131ZM138 154H139V155H138ZM138 154H136V155H138V156H140V154L145 155V153H138ZM146 154H148V152H147ZM150 154H151V153H150ZM156 154H158V153H156ZM156 154H155V155H156ZM159 154H158L157 156H155L154 158L156 159V157H159V158H160V157L163 156V155H162V156H161V155L159 156ZM201 154H202V153H201ZM220 154L223 156V158H225V160H226L227 162L230 160V159H229V160L226 159L227 155L224 157V154H223L222 151L220 152ZM235 154H236V155H235ZM237 154H238V156H237ZM4 155H5V158H4L3 160H4L5 162H8V164L1 160V159L4 157ZM31 155H33V156H32L33 158L31 157ZM53 155H56V157H53ZM57 155H58V156H57ZM122 155H121V156H122ZM126 155H128V154H126ZM208 155H209V154H208ZM208 155H207L205 158H207ZM10 156H9V157H10ZM17 156H18V157H17ZM28 156H29V157H28ZM34 156H35V157L37 156L36 158H38L40 161L37 160ZM42 156H43V157H46V158H43ZM70 156H71V157H70ZM93 156H95L96 159H100V161L98 160V162H99V163H98L99 166L96 165V166H98V168H97L96 166H93V165H92V167H90V166H91L90 163L93 162V161H92ZM104 156H105V155H104ZM104 156H102V157H104ZM121 156L118 157L119 160L121 159ZM133 156H135V155L133 154ZM145 156H148V155H145ZM165 156H166V153H165ZM233 156H234V157H233ZM16 157H17V158H16ZM24 157H25L26 161L24 160ZM27 157L30 158V159H32V160L28 159ZM49 157H50V159H49ZM58 157H60V158L58 159ZM61 157H62V158H61ZM100 157H101V156H100ZM112 157H113V156H112ZM123 157H124V156H123ZM128 157H129V155H128ZM128 157H126V160L124 159L126 162H127V161L129 162ZM130 157H131V156H130ZM130 157H129V158H130ZM19 158H20L21 160H20ZM34 158H35V159H34ZM64 158H65V160H63ZM74 158H75V159H74ZM80 158H81L82 160H81ZM124 158H125V157H124ZM131 158H132V157H131ZM131 158H130V160H131ZM135 158H137V160L139 159V157H137V156H135ZM142 158H140V159H142ZM159 158H157V159H159ZM174 158H175V157H173V159H174ZM203 158H204V157H203ZM27 159H28V160H27ZM51 159H52V160H51ZM111 159H112V158H111ZM118 159H117V161H119ZM127 159H128V160H127ZM155 159H153V160L155 161ZM173 159H172V160H173ZM232 159H231V160H232ZM234 159L231 161L232 163H233ZM13 160H15V163H16V164L14 163ZM19 160H20V161H19ZM44 160H45V161H44ZM47 160H48V161H47ZM50 160H51L52 162H51ZM59 160H60V161H59ZM78 160H79V162H77ZM93 160H94V158H93ZM105 160H106V159H105ZM160 160H161V159H160ZM174 160H175V159H174ZM10 161H11V162H10ZM17 161H18V163H20V164H18ZM22 161H25V163L22 162ZM27 161H29V162H27ZM41 161H43L42 163H43L44 165H42V166H43L45 169H44L42 166H41V168H40L38 162H41ZM49 161H50V162H49ZM57 161H55V163H53V165H52L53 167H54V165H57V163H58ZM91 161H92V162H91ZM103 161H104V160H103ZM121 161L123 162V158H122V160H120V162H121ZM138 161H139V160H138ZM156 161H157V160H156ZM169 161H170V160H169ZM235 161H236L235 166L237 165L236 167H239V168L234 167L233 164L235 163ZM235 161H234L233 164L230 163V162H228V164H229V166H227L228 169H227L226 167H225L226 170L224 169V172H226V171L228 170L227 173H225L227 177L230 176L231 173L233 174V175H231V176L228 177V178H229V179L231 178V179H230L231 181H230V180H229V181H230L231 183H234V184H231L230 182H229V184H227V185L229 186V188H230V187L232 188V189L230 188L231 190H229V191H227V192H224V193H225V194H224L223 192H220L219 189H217V190H216L217 192H213L212 195H210V192H208V191H209L208 189H210L211 187L209 188V186L206 184L205 187H208V189L205 188V189H207V192H206V193H205V191H204L205 194H201V193H203L202 190H204L203 188H201V189H202V190H201L202 192L199 191V192H201L200 195H199L200 197L197 196L198 194H197V195H194L195 198H194V197H191V198H190V196H193L192 194H191L190 196H188V199H191V201L196 202L195 205H194L193 203H188V205H189V204H190V205L193 204L194 206H196V208L200 205V207L198 208L200 213L198 212V210H196V208H195L193 205H192V206H193L194 211H193V209H192V210H191V209H188V210H190V212L192 211V214L190 215V216H192V218H193V216H194L195 214H197V213H198V215H196V216H197L198 218H199V215H201V217L203 218V216L205 217L206 212H207L208 210H209V211H212V209H213V214H211L212 212H208L207 215H206V216H207V217H206L207 220H203L202 218H199V221H201L200 219H202V221H201V224H198V225H199V228H198L199 230L197 229V231H196V230L194 229L195 232H194L193 229H191L190 227H189V228H190V229H189L187 226H184V227H186V229L188 228V229L191 231V232H189V234H191V235H189V237H188V235H187L189 230H187V232H186V231L184 232L183 230L178 231V232H177V239H183V240L186 241V238L188 237V238H192V239H194V240L196 239V240H195L196 242L193 240V241L195 242V244H192V243H191L192 240H191V241L189 240L190 242H188V243H191V244H188V243H187L188 239H187V241H186L187 245H186V243L183 242V240H182V242L180 241V243L177 242V247H178V245H180L179 247L182 246L180 249L183 248V250H180L179 247H178V248H175L176 251H174L173 253H175V252L177 253V251H179V252L181 251L180 253H182V256L184 257V255H183V254L185 253L184 250L186 251V249L188 248V250L186 251L185 256H186L187 254H189V255L191 254V257H192V258H191V257L189 258V255H188V258H189L190 260H192V259L195 260V259H197V258H196V255L194 256L193 252H191L189 249L192 248L191 250L193 251V247H194L193 245L198 246V244H199V245H200V246H199V249L196 248L195 250H197V249H198V250H201V249H200V248H202V247H201V245H202L201 243L204 242V241H207V243H208L207 246H209V247H208L209 251L213 252V254L216 253V254H215V255H216L215 258H211V257H209V258H211L212 260L214 259V261H215L216 257L218 256V257L220 258V259H218V264H219V263H220V264H222V263H224V264H227V263H228V264H229L231 261H232L231 264H234V263H236V262H238V263H236V264H251V262L253 261V259H251V257H248V256H251V254H252V256H253L254 254H256V256H254L255 259H257L256 257H259V258L261 257L262 259H264V258H263L264 256L262 255V252H261V251L263 250V248H264L263 245L261 246V244H258V245H260L259 248L262 247L260 251H258L257 249H255V247H257V245H256V244H257V242H256L257 240H259V241H258L259 243H261L260 241H264V239H263L262 237H260V236L262 235L261 233L264 234V232H263V230H264V228H263V226H264V222H262V221H264V220H262V221L260 222V220H261L262 218L264 219V216H263L262 218L259 219V216H261V215L259 214V216L257 217L258 220H259V223H258V222H257L258 220H254L255 222L253 221V219H254V217H256V215H254V214L252 213L253 210H255V209H258V208H259L260 210L263 209L262 207L264 206V199L262 200V197H264V196H261V197H260V196H259V193H260V192L258 193L257 190H254L255 188H249V189H252V190L250 191V190L248 189V185L246 186V182H244L243 179H242V181H243L244 184H243L242 182H241V184H243V185L239 184L240 181H239V182L237 181V177H240V176L243 177V172H240V174L242 173V174L240 175V174L238 173V171H239L238 169L242 168V167H240V166H243L244 162H243V164H242V163H241V164H237L239 160L237 161V159H236ZM3 162H4V163H3ZM9 162H10V164H9ZM26 162H27V163H26ZM30 162L33 163V165L36 164V167H39V168H37V169L35 168L36 170L32 171V173L35 172V173L38 175L39 178H41L40 175H39V172L41 173V175L44 173V175H48V176H50V177H46V176L43 175V176H44V179H43V180H46V178H49V179H47V182H48V180H49V182H48V183L45 182L46 185H47V189H46V185L44 186L42 182H41V184H42L44 187H42V185L40 184V181L42 180L43 176H42V178H41L40 180H37V178H36V180L39 181L38 184L35 185L36 188H38V187L40 186L42 189H45V190H46V191H44V190H40L41 192L45 193V194H43V195H44V198H43V195H42V194H39V192H38L39 190L36 192V189H33V190H35V191H33V190L30 189V191L36 192L35 195H31V193H32V194H34V193H33V192L30 193L29 190L27 191V192L30 193L28 196H30V195L33 196L32 198H31V196H30V198L32 199V201H33V198H35V196H36L37 193H38V196H39V195H42V196H40V197H42L41 199H43V200L41 201L43 204H46V203L48 204V201H49V203H50V202H51L50 200H52V202L50 203L51 205H49V206H47V205L45 206V205H44V207H46V208H48V209H52V211H54L55 209H56V210H57V209H60V210H59L60 212H58V213L56 212V213H57L56 215L51 214V213H52L51 210H50L51 212L48 211V209L45 210V211L50 212V213H49L50 215H49V217H48V220H46V219H47V213H48V212L46 213V217H45V216H44V215H45V214H44L45 211H43L44 209H42V211L44 212V213H43V212H41V210L39 211V208H38V207H36V209H35V207H34V205H36V204L39 205V203H41V202H39V201L41 200V199L39 200V197H38L36 200L33 201V202L36 201L35 204H30L31 206L33 205V208H34L33 210H34V211L32 210L31 206L28 204L27 201H26L25 204L29 205V206L26 205V206L29 207V208L25 207V204H24V207H23V204H22L21 201H22V198H25V197H24V194H25V193L22 194V196H21V193H22V192H16V193H17V196L20 195V196H18V197H20V202H21V204H22V207H21V205H20V202L18 201L19 199L17 198L18 200L16 199L15 202L17 203V201H18L19 206H17L18 204L15 205V204L13 203L15 209H11V210H9V205L11 206V202H10V200H11L12 198H11V199L8 198V195H10V194H8V193H10V192L13 191V188H14L15 186L13 187L12 184L14 185V181H15V179H16V177H18L17 175L20 176V174H22L21 172H24V176H26L25 172L27 173V171L24 170V166L26 167V166H28V164L30 165ZM36 162H37V163H36ZM45 162H46V163H45ZM56 162H57V163H56ZM88 162H90V163H88ZM94 162H95V160H94ZM94 162H93V164L95 165V163H96L97 161H96L95 163H94ZM122 162H121V163H122ZM126 162H125V163H126ZM128 162L126 163L127 165L130 163V162H129V163H128ZM142 162H141V163H142ZM175 162H177V161L175 160ZM241 162H242V161H241ZM21 163H22V164H21ZM49 163H50V164H49ZM61 163H60V165H61ZM72 163H73V162H72ZM105 163H106V162H105ZM111 163H112V161H111ZM125 163H124V164H125ZM161 163H162V162H161ZM178 163H179V162H178ZM178 163H177V164H178ZM181 163H182V162H181ZM239 163H240V161H239ZM0 164H1V163H0ZM81 164H83V163H81ZM88 164H89V165H88ZM113 164H114V163H113ZM122 164H123V163H122ZM150 164H153V163H150ZM157 164H158V163H157ZM157 164H156V165H157ZM169 164H170V163H169ZM169 164L167 163V165H169ZM171 164H173V162H172ZM171 164H170V165H171ZM231 164H232V165H231ZM3 165L5 166V168H4ZM15 165H17V166H15ZM18 165H19V166H18ZM23 165H24V166H23ZM60 165H59V166H60ZM70 165H71V164H70ZM76 165H75V166H76ZM141 165H142V164H141ZM160 165H162V164H160ZM165 165H166V163H165ZM165 165H164V167H165ZM167 165H166V166H167ZM2 166H3V167H2ZM31 166H32V164H31ZM34 166H35V165H34ZM48 166L51 167L52 170H56V171H55L56 173L53 172V174H50V175H49V172H52V171H51V168H50V170H49V167H48ZM63 166L61 165L60 168L63 169V168H62ZM87 166H88V167H87ZM231 166H232V167H231ZM8 167H9V168H8ZM17 167H18V168H17ZM32 167H33V166H32ZM69 167H71V166H69ZM93 167H94V168H93ZM95 167H96V168H95ZM102 167H103V165H102ZM102 167H101V168H102ZM143 167H144V165H143ZM177 167H179V168H177ZM244 167H245V165L243 166V168H244ZM2 168H3V169H2ZM30 168H31V167H30ZM54 168H55V167H54ZM180 168H182V169H184V170H182V169H180ZM220 168H222V167H220ZM223 168H224V166H223ZM223 168H222L221 170H223ZM233 168H234V169H233ZM1 169H2L3 171H2ZM18 169H21V170H18ZM25 169H26V168H25ZM27 169H28V168H27ZM27 169H26V170H27ZM39 169H40V170H39ZM42 169H43V170H42ZM57 169H58V165H57ZM74 169L76 170V172H75L76 174L73 175V173H74ZM88 169H92V171H91V170L89 171ZM93 169L95 170V172H93V171H94ZM144 169H145V168H143V170H144ZM147 169H146V170H147ZM152 169H154V171H153ZM178 169H179V170H178ZM196 169H197V168H196ZM231 169H232V170H231ZM29 170H30V169H29ZM32 170H33V169H32ZM38 170H39V171H38ZM41 170H42L43 172H42ZM80 170H78V171L80 172ZM107 170H108V169H107ZM197 170H198V169H197ZM235 170H236V171H235ZM241 170H244V169H241ZM10 171H12V173H11ZM46 171H47L48 174L45 173ZM64 171H65V170H64ZM66 171H67V168H66ZM103 171H104V170H103ZM167 171H168V172H167ZM195 171H196V170H195ZM230 171H233V172H230ZM4 172H5V173H4ZM87 172H90V173H87ZM119 172H120V171H119ZM119 172H118V174H119ZM122 172H123V171H122ZM122 172H121V173H122ZM139 172H140V170H139ZM159 172H160L161 175H164V176H162V177H165V178H161V175H160V174H159V176L156 175V174H158ZM162 172L165 173L166 175H165V174H162ZM166 172H167V173H166ZM228 172H230V174H228ZM234 172H237L238 174L235 173V175H236L235 178H232V177H234ZM8 173H9V174H8ZM10 173H11L13 176H12ZM35 173H34L33 175H36ZM96 173H97V174H96ZM109 173H110V172H109ZM121 173H120V174H121ZM177 173H175V174L178 176L179 173H178V174H177ZM7 174H8L9 176H8ZM89 174H91V175L89 176ZM120 174H119V175H120ZM126 174H127V173H126ZM142 174H141V175H142ZM173 174H174V173H173ZM175 174H174V175H175ZM227 174H228V175H227ZM29 175H30V176H29ZM33 175L30 173V171L27 173V176H28V177H33ZM59 175H60V176H59ZM96 175H98L99 177H102L101 179H103V181H102L99 177H97ZM124 175H125V174H124ZM124 175H123V177H124ZM174 175H171V177L174 176ZM181 175H182V174H181ZM237 175H238V176H237ZM239 175H240V176H239ZM27 176H26V179H25V178L23 177V175H21V179L18 178V179H16V181H17V180H20V181H21V180H22V177H23V180L25 179V180L23 181V184H25V182H26L27 179H28ZM72 176H71V177H72ZM83 176H84V177H83ZM104 176H105V175H104ZM110 176H111V175H110ZM120 176H121V175H120ZM144 176H145L146 179H145V178L143 179ZM157 176H158V177H157ZM11 177H12V178H11ZM85 177H86V178H85ZM115 177H113V179L111 178L112 181L114 180ZM123 177H122V178H123ZM149 177H150V178H149ZM159 177H160V178H159ZM167 177H168V176H167ZM169 177H170V176H169ZM241 177H240V179H241ZM39 178H38V179H39ZM68 178H69V177H68ZM79 178H80V174H78V179H79ZM105 178H106V176H105ZM125 178H126V177H125ZM140 178H141V179H140ZM158 178H159V179H158ZM11 179H12V180H11ZM13 179H14V180H13ZM29 179H30V178H29ZM32 179H33V178H32ZM52 179H55V177H52ZM60 179H62V180H60ZM70 179H71V180L68 181V182H70V183H67L68 185H66V187H68L69 185L71 186L72 189H69V188H68V190H70V192H71V195H70V192H67V193H65V194H68V193H69L70 196H68V197H70V198L72 197V198H73V196H72V193H73V186H72V185H73L75 182H78L80 179H79L78 181H76V180H77L76 177H74V179H73V177L70 178ZM75 179H76V180H75ZM98 179H99V180H98ZM108 179H110V177L107 175V180H108ZM111 179H110V180H111ZM120 179H121V177H120ZM123 179H124V178H123ZM179 179H180V178H179ZM234 179H236V182L238 183V186L241 185V186L243 187V186L245 185V186L247 187V189H248V191H246L247 193H248V192L250 193V192L253 191V192L250 193V194H251V195H254V198L258 199V201H257L256 199H255V201H254V199H252V200L254 201V203H253V201L251 200V197H252V196L249 198L250 200H249V199H248V200H247V199H244V198H245L244 196H243L244 198L242 197V201H241V202L246 203L245 206L247 205L248 208H249V203H251V204H250V205L252 206L251 208H254V207H256V206L258 207V205H259L258 208H254L253 210H252V209H248V208L246 209V208H245L246 210H248L249 213H251V214L254 216V217H252L251 215H250L251 217L248 216V217H249V218H248V222H249L248 224H247V223H244L245 219L243 218V216H245V214L247 213L246 210H245L246 212H244V210H243V208H244V207H243L244 204L240 202L241 205L243 204V205H242L243 208H241V206H240V207L238 206L239 203H236L237 201H240V200H239V199L241 198L240 193H241L242 191L245 192V190H247V189L245 188V186H244L243 188L240 186V188H241V192H240V191H239V187L237 186V183L232 181V180H234ZM2 180H1V181H2ZM30 180H31V179H30ZM33 180H34V179H33ZM68 180H69V179H68ZM72 180H73L74 182H73ZM81 180H80V181H81ZM135 180H136V181H135ZM138 180H139V181H138ZM147 180H150V184H149V185H148L149 182H146ZM154 180H155V181H154ZM175 180H176V179H175ZM175 180H173L174 183L172 182V183H173V186H172V187H175V186H174L175 182L178 183V181H177V180L175 181ZM12 181H13V183H12ZM16 181H15V182H16ZM100 181H101V182H100ZM121 181H122V180H121ZM133 181H135V183H134ZM161 181H162V180H161ZM161 181H160V182H161ZM52 182H53V181H52ZM90 182L92 183L93 181H90ZM97 182H98V183H97ZM109 182H110V181H109ZM130 182H131L132 184H131ZM145 182H146V183H145ZM3 183H4V184H3ZM16 183H17V182H16ZM16 183H15V184H16ZM20 183H21V182H20ZM20 183H19V184H20ZM34 183H35V182H34ZM45 183H44V184H45ZM53 183H54V182H53ZM55 183H56V182H55ZM55 183H54V184H55ZM62 183H63V182H62ZM133 183H134V184H133ZM140 183H141V184H140ZM157 183H158V182H157ZM5 184H6L7 186H5ZM75 184H76V186H77V183H75ZM75 184H74V185H75ZM80 184H81V183H80ZM82 184H83V183H82ZM130 184H131L132 186H131ZM137 184H139V185H138L139 187L137 186ZM143 184H147V185H145V188H146V189L143 187ZM158 184H159V183H158ZM235 184H236V185H235ZM17 185H18V184H17ZM17 185H16V186H17ZM38 185H39V186H38ZM51 185H52V183L50 184V186H51ZM61 185H62V184H61ZM107 185H108V186H107ZM134 185H135V186H134ZM150 185H152L153 188H152V187H149ZM209 185H210V184H209ZM230 185H232L233 187H237V189H236V188L233 189V187L230 186ZM21 186H22L21 184H20V188H19V186H18L19 190L23 187V186H22V187H21ZM31 186H32V185H31ZM50 186H49V187H50ZM57 186H58V185H57ZM113 186H114V187H113ZM117 186H119L118 189H117ZM120 186L122 187L121 192L118 191V190L120 189ZM140 186L143 187V188H141ZM157 186H158V185H157ZM7 187H9V188H7ZM58 187H59V186H58ZM108 187H109V188H108ZM134 187H138L137 191H135V194L137 193L136 196H138V197H137V198L134 197V198L137 199V200H135L134 198H132V195H133L132 192L134 193V189H136V188H134ZM148 187H149V188H148ZM176 187H177V186H176ZM176 187H175V188H176ZM203 187H204V186H203ZM31 188H32V187H31ZM33 188H34V185H33ZM54 188H55V187H54ZM56 188H57V187H56ZM59 188H63L62 190L60 189V192L62 191L61 193H63L64 190H65V189H64L65 187L63 186V187H59ZM74 188H75V187H74ZM98 188H100V189H98ZM110 188H111V190H110ZM123 188H124L125 191L123 190ZM128 188H129V189H128ZM133 188H134V189H133ZM150 188H151V191H149ZM3 189H4V190H3ZM7 189H8V190H7ZM39 189H40V188H39ZM112 189H113V191H112ZM115 189H117V190L115 191ZM130 189H133V191L131 190V191H132V192H131ZM141 189H142V190H141ZM144 189H145V190L148 189V191H147V192H148V195H145V192H143V193H144V196H143V194H142L141 192H142V191H145ZM173 189H174V188H173ZM176 189H177V188H176ZM198 189H200V188H198ZM198 189H196V190H198ZM211 189H212V188H211ZM242 189H243V190H242ZM244 189H245V190H244ZM256 189H258V188L256 187ZM16 190H18V189H16ZM16 190H14V194H15V191H16ZM57 190H59V189H57ZM66 190H67V189H66ZM79 190H80V191H79ZM109 190H110V191H109ZM122 190H123V191H122ZM138 190H139L140 192H138ZM192 190L194 191V189H192ZM196 190H195V193H196ZM232 190H233V192L235 191V192L237 193V191H238V192H240V193H238V194L233 193ZM260 190H261V189H260ZM20 191H23V189H21ZM126 191H127L128 194L131 193V194H132V195H131V199H133V201L135 200V202H133V203L131 202V203H132L131 206H130V205L127 206L128 202L130 203L131 200L128 199V200H127L128 202L125 200V199L127 198V193H126ZM175 191H176V190H175ZM193 191H192V192H193ZM218 191H219V193H220V194H219L220 197H222V198L219 199L220 197L218 196V197H217V201L220 200L221 203H217V201H216V197H215V196L213 197L214 193H215V195L218 194ZM258 191H259V190H258ZM23 192H25V191H23ZM27 192H26V193H27ZM41 192H40V193H41ZM49 192H51V191H49ZM49 192L47 191V193H49ZM76 192H75V193H76ZM95 192H96V191H95ZM115 192H116V193H115ZM122 192H124L126 195H124V193H123L122 195H120V193H122ZM147 192H146V194H147ZM171 192H173L172 189H171ZM190 192H191V190H190ZM192 192H191V193H192ZM244 192H242L241 195H243ZM12 193H13V192H12ZM108 193H110V194H108ZM138 193H139V194H138ZM155 193H156V192H155ZM197 193H198V192H197ZM222 193H223V196H225V197H227V193H228V196H229V198L227 197L228 199H230V196H232V195L234 194L233 197H236V196H237V198L235 199L236 202H233V200L231 201V199H230V200L227 199L228 201H226V199L222 196ZM229 193H230V194H229ZM231 193H233V194L231 195ZM249 193H248V194H249ZM27 194H28V193H27ZM27 194H26V196H27ZM49 194H50V193H49ZM65 194H62V196L60 197V199L64 198V195H65ZM112 194H113V195H112ZM115 194H116V195H115ZM135 194H134V195H135ZM208 194H209V196L206 198L205 196L208 195ZM47 195H48V194H47ZM74 195H75V194H74ZM109 195H111V196H109ZM114 195H115L116 197H115ZM117 195H118V196H117ZM119 195H120V196H119ZM123 195H124V197H122ZM129 195H130V194H129ZM151 195H152V194H151ZM151 195H150V196H151ZM173 195H174V194H173ZM173 195H172V196H173ZM175 195H176V194H175ZM238 195H239L240 197H239ZM244 195H245V196H248V195H246V194H244ZM260 195H261V194H260ZM12 196H14V195L12 194ZM17 196H16V197H17ZM65 196H66V195H65ZM97 196H98V197H97ZM99 196H100V198H102V199H98ZM101 196H102V197H101ZM125 196H126V197H125ZM249 196H250V195H249ZM249 196H248V197H249ZM14 197H15V196H14ZM21 197H22V198H21ZM36 197H37V196H36ZM46 197H47V198H46ZM57 197H58V198H57ZM119 197H120V198H119ZM148 197H147V200H148ZM151 197H152V200H150ZM151 197L149 198V201H153V199L156 200V198H153V195H152ZM154 197H155V196H154ZM30 198H28V201H29V202H30ZM48 198H49V200H48ZM85 198H86V197H85ZM111 198H113V199H112L113 202H110ZM116 198H117V199H116ZM124 198H125V199H124ZM129 198H130V197H129ZM223 198H224L225 200H224ZM238 198H239V199H238ZM252 198H253V197H252ZM260 198H261V199H260ZM25 199L27 200V197H26ZM25 199H23V201H25ZM46 199H47V200H46ZM121 199L123 200L122 202L119 201V200H121ZM209 199H210V200H209ZM222 199H223L224 204H222V201H221ZM232 199H234V198H232ZM37 200H38V201H37ZM44 200H45V202H46V201H47V202L45 203ZM55 200H56V201H55ZM57 200H58V201H57ZM64 200H65V199H64ZM95 200L97 201L98 206H97ZM102 200H104L105 202H107L106 205H108V206H107L108 210H107V208H106V205L104 204L105 202L102 201ZM114 200H115V201H114ZM199 200H200L201 202H200ZM32 201H31V202H32ZM65 201H66V200H65ZM67 201H68V200H67ZM67 201H66V202H67ZM76 201H78L79 203L76 202ZM92 201H93V202L95 201V204L92 203ZM98 201H99V202L101 201V202L99 203ZM124 201H126L127 203L124 202ZM142 201H143V203H144L146 200L142 199ZM149 201H147L146 204L144 205V208H146V209L143 208L142 203L140 204L141 201H140L139 203H136L135 210H137V209L140 210V208L142 207L140 211H143V213L145 212V215H144V214H142V213L138 210L139 213H140L142 216L139 215V214H137L138 211H136L135 214H136L137 216L139 215L140 217H143V216L146 217V215L148 214V212H150V210H151V213H152V212L154 213V209H156V207H155V205H153L154 209H153V207L148 208L147 206H148V204H150ZM188 201H189V200H188ZM225 201H226V202H225ZM251 201H252V202H251ZM12 202H14V201L12 200ZM38 202H39V203H38ZM89 202H90V203H89ZM103 202H104V203H103ZM116 202H117V203H116ZM118 202H119V203H118ZM123 202L126 203V206H127V207H129L127 211H126L127 208L125 209L124 204H123V206H122V204H121V203H123ZM154 202H155V201H154ZM154 202H153V204H154ZM189 202H190V201H189ZM214 202H215V203H214ZM228 202H229V203H228ZM232 202H233L234 205L231 204ZM260 202H261L263 205H261ZM23 203H24V202H23ZM42 203H41L40 205H42ZM52 203H53V204H52ZM72 203H73V204H72ZM91 203L94 205V208H92L93 206H92ZM108 203H109L110 205H109ZM151 203H152V202H151ZM204 203H205L207 206H206ZM209 203H213V204H209ZM235 203H236V204H235ZM247 203H248V204H247ZM252 203H253V205H252ZM58 204H57V205H58ZM62 204H63V203H62ZM68 204H69V202H68ZM82 204H83L84 207H85L84 209H83V205H82ZM87 204H90V205L88 206ZM111 204H112V205H111ZM113 204H114V205H113ZM214 204H215V205H214ZM256 204H257V205H256ZM1 205H0V207H1ZM5 205H4V206H5ZM38 205H36V206H38ZM40 205H39V206H40ZM57 205H55V206H57ZM63 205H64V204H63ZM99 205H100V206H99ZM190 205H189L188 208L192 207V206H190ZM197 205H198V206H197ZM210 205H211V206H210ZM216 205H217V207H218V205H219V206H221V207L224 208V209H222L221 207L217 208ZM224 205H225V206H224ZM226 205H227V206H226ZM229 205L231 206V209H230V208H225V207H229ZM254 205H256V206H254ZM7 206H8V207H7ZM42 206H43V205H42ZM42 206H41V207H42ZM50 206H51V208H49ZM58 206H60V204H59ZM65 206H66V205H65ZM77 206H78V207H77ZM90 206H91V207H90ZM112 206H113L114 208H113ZM139 206H140V207H139ZM150 206H152V205H150ZM156 206H157V205H156ZM212 206H215L219 212H217V210L214 209L215 207H212ZM235 206H236V207H235ZM2 207H3V205H2ZM16 207H17V208H16ZM18 207H19V208L21 207V209H18ZM44 207H42V208H44ZM67 207H68V206H67ZM72 207H73V208L75 207L76 209H75V208L73 209ZM89 207H90V209H89ZM96 207H98V208H96ZM99 207H100V209H99ZM103 207H104V208H103ZM123 207H124V208H123ZM133 207H134V206H133ZM210 207H211V208H210ZM234 207H235V210H236V211L234 210ZM260 207H261V208H260ZM10 208H11V207H10ZM61 208H63V207H61ZM77 208H78V209H77ZM101 208H103V210H102ZM116 208H117V207H116ZM116 208H115V209H116ZM120 208H119V212H117V213H119V214L121 215V213H120ZM232 208H233V210H232ZM26 209H31L32 211H31V210H27V211H26ZM37 209H38V210H37ZM40 209H41V208H40ZM81 209L84 210L85 212H84V211H81ZM88 209H89V211L92 209V210H91V213L88 211ZM93 209H94V210H93ZM117 209H118V208H117ZM129 209H131V211H130ZM152 209H153V210H152ZM157 209H158V208H157ZM167 209H169V208L167 207ZM207 209H208V210H207ZM227 209H230L232 213L229 212L228 215H227V212H228ZM8 210H9V211H8ZM12 210H13V212L16 211L15 214L10 213ZM22 210H23V212H22ZM24 210H25V211H24ZM36 210H37V212H36ZM62 210H63V209H62ZM75 210H76V211H75ZM86 210L88 211L89 214H87V211H86ZM97 210H98V212H99L100 210H101V211L98 213ZM135 210H134V211H135ZM188 210H187V211H188ZM223 210H226V211H224L226 214H224ZM230 210H229V211H230ZM237 210H238V211H237ZM251 210H252V211H251ZM260 210L255 211L254 213H255V214L258 213V212L260 213ZM263 210H264V209H263ZM19 211H21V212H19ZM63 211H64V210H63ZM78 211H79V212H78ZM93 211H94V212H93ZM110 211H109V212H110ZM121 211H122V210H121ZM124 211H122V212H124ZM146 211H147V212H146ZM203 211H204V212H203ZM234 211L236 212V216H235V214L233 215V218H234V216H235L234 220H233V218H232L231 216H230L231 218H224L225 216L229 217V215H232L233 213H235ZM17 212H19V213H17ZM29 212H30V213H31V212H33V213L36 212V213H35V215H30ZM74 212H76V213H74ZM104 212H102L101 215H98V217H99V216H102V215H103L102 217H104V215H106V213H107V212H105V213H104ZM109 212H108V213H109ZM195 212H196V213H195ZM201 212H203V215L201 214ZM221 212H222L223 214H221ZM237 212H238V214H237ZM263 212H264V211H263ZM23 213L26 214L25 216L29 215V216H27V217H29V218H30L31 216H32V217H35L36 214L38 215V213L41 214V216L39 215L37 218H32V220H31V218H30L31 223H29L30 221L28 220V218H26V217L24 216ZM62 213H63V212H62ZM117 213H116V215H117ZM146 213H147V214H146ZM151 213H150V214H151ZM155 213L158 215L157 210L155 211ZM155 213H154V214H155ZM188 213H189V212H188ZM188 213L186 212L187 215L190 214V213H189V214H188ZM194 213H195V214H194ZM11 214H12V215H11ZM16 214H17L18 216H17ZM21 214H22V215H21ZM31 214H32V213H31ZM42 214H44V215L42 216ZM58 214H59V215H58ZM68 214H69L70 217L68 216ZM122 214H123V213H122ZM132 214H134V213L132 212ZM135 214H134V215H135ZM150 214H149V215H150ZM154 214H153V215H154ZM204 214H205V215H204ZM209 214H210V218H209V216H208ZM219 214H220V216H219ZM247 214H248V213H247ZM261 214H263V213H261ZM1 215H3V216H1ZM6 215H7V217H6ZM52 215H53V217H54L55 219L52 217ZM57 215L60 216V218L62 217L61 220H62V221H65V225H67V227H69L70 231H71L72 229H74V230H75L74 232H75L76 234H74V232L71 233L67 227H66V228L63 227L64 223L62 222L63 225H62L61 227L63 228V232H64V230H67V232H65L64 234H62V233H63L62 231H60V232L57 231V232H58V236H57V235H56L57 232L54 233V231H53V230H57V227H55V226L58 225L57 222L55 221V220L58 219V216H57ZM72 215H73V216H72ZM78 215H80V216H78ZM81 215H82V217H81ZM83 215H84V216H83ZM88 215H89L90 217H88ZM107 215H108V214H107ZM136 215H135V216H136ZM153 215H151V216H153ZM162 215H163V214H162ZM187 215H186V216H187ZM215 215H216V216H215ZM217 215H218V217H217ZM222 215H223V216L225 215V216L223 217ZM237 215H238V217H237ZM241 215H242V216H241ZM263 215H264V214H263ZM8 216H10V220H8V219H9ZM77 216H78V217H77ZM85 216H87V219H86ZM122 216H123V215H122ZM139 216H138V217H139ZM183 216H184V215H183ZM183 216H178V217L176 216L175 218H169V221H170L169 227H170L171 230H172L171 232H172V234H173V237H174V234H176V231L174 232V230H175L176 227H177V226L175 227V225L172 226L173 222H176V223H177L176 225H178V223L185 222V220H188V218H190L189 216H187L188 218H187L186 216H184V217L186 218V219L184 220V218H182ZM196 216H194L193 219H195ZM214 216H215V217H214ZM221 216H222V217H221ZM24 217H25L26 220H22V219H24ZM41 217H42V218H41ZM51 217H52V218H51ZM79 217H80L82 220H81V219H77V218H79ZM84 217H85V218H84ZM102 217H101V218H102ZM123 217H124V216H123ZM144 217H143V218H144ZM155 217H157V216L155 215ZM179 217H181L182 219H181V218H180V219H181V220H184V221H181V220H180V221H181V222H180V221H179ZM220 217H221V218H220ZM245 217H247V216H245ZM13 218H16V220H18V221H17V222H18V225L21 223L20 220H21L22 222H23V221L25 222V221L28 220L29 222L27 221L28 223H27V222L24 223L25 226L23 225V227H22V228H24V229L21 228V226H22L21 224H22V223L20 224L21 226L19 225L20 227H18V225H16L17 228H21V229H22V231H21V229H19V230H20V231H19L17 228H14V225H15L17 222L14 223V221H12ZM49 218L52 219V220H51L52 222H51V221L49 222V220H50ZM73 218H74V219H73ZM83 218H84V219H83ZM95 218H96V220H98V218H97L96 215H95ZM95 218H93V219H94V220H93L94 223L96 222ZM106 218H107V217H106ZM120 218H121V216H120ZM124 218H125V217H124ZM146 218H148V216H147ZM149 218H150V216H149ZM164 218H165V216H164ZM176 218H178V221H177ZM213 218H214L215 220H214ZM222 218H223V220H222ZM236 218H237V219H236ZM242 218H243V221H242ZM250 218H251V219H250ZM5 219H6V221H5ZM38 219H39V221H38ZM69 219H70V220H69ZM90 219H91V218H90ZM99 219H100V218H99ZM103 219H104V218H103ZM204 219H205V218H204ZM208 219H209L210 221H209ZM224 219H226V220H224ZM229 219H232V221H230ZM238 219H241V223H242L243 225L246 224V225H244L245 228L242 226L241 223L238 224V223L240 222ZM246 219H247V218H246ZM33 220H34V221H33ZM41 220H43L44 222L46 221V222L44 223V222L42 221V223H40ZM73 220H74V221H73ZM120 220H121V222H122V219H120ZM123 220H124V219H123ZM190 220H192V219H189V221H190ZM9 221H12V222L14 223V224L12 225L13 228L11 227V224H10ZM35 221H37V222L40 223V224H37V222H35ZM69 221H70V222H69ZM72 221H73V222H72ZM78 221H79V222H78ZM80 221H81V222H80ZM86 221H85L84 224H86ZM91 221H92V220H91ZM93 221H92V222H93ZM171 221H173V222H171ZM189 221H186L187 224H185V225H188V222H189ZM192 221H193V220H192ZM192 221H191V223H193ZM197 221H198V219L196 220V222H197ZM203 221H206V222H205V223H206V224H205V227H204V224L202 225V222H203ZM208 221H209V222H208ZM222 221H223V222H222ZM250 221H251V222H250ZM252 221H253V222H252ZM0 222H1V220H0ZM6 222H7V223H6ZM8 222H9L10 225L8 224ZM47 222H48L49 224L46 226V223H47ZM54 222L56 223V225H55ZM83 222H84V221H83ZM89 222H90V221H89ZM125 222H126V221H125ZM210 222H212V224H211ZM214 222L217 223V224H219V222L222 223V224H224V226L222 225V226H220V229H218V232H220L219 230H221V231L223 232V233L220 232V233H222L220 236L222 237V235H223L222 238H224V240H222L221 237L219 236L220 233H217L219 237L216 235V232H217V229H216L217 227H216V226H217V224L214 226V227H216V228H214V227L212 226V225L214 224ZM236 222H238V223H237V224H238V228H237V226H236V228H232V227H231V228H232V229H231V228H230V226H232L231 223H232V224H235ZM246 222H247V221H246ZM33 223L39 225V226H38V229H39L40 232H39V231L37 232V230H38L37 227H35L36 229H31V227L34 228L33 226H35V224H33ZM51 223H52V224L54 223V224H53L54 227L51 226V225H52ZM75 223H78V224L75 225L76 227L74 226V228H73V225H74ZM122 223H123V222H122ZM191 223H189L190 226H191ZM207 223H208V224H207ZM209 223H210V224H209ZM250 223H252V224H250ZM27 224H28L29 226H26ZM31 224H32V225H31ZM42 224H43V226H42ZM123 224H125V223H123ZM132 224H133V223H132ZM182 224H183V223H182ZM193 224H194V223H193ZM193 224H192V225H193ZM225 224H226V225H225ZM30 225H31V226H30ZM37 225H36V226H37ZM71 225H72V228H70ZM89 225H90V223H89ZM94 225H95V224H94ZM125 225H126V224H125ZM134 225H135V223H134ZM138 225H139V224H138ZM201 225H202V226H201ZM208 225H209V226H208ZM227 225H229V226H227ZM235 225H236V224H235ZM239 225H241L242 228H244V230L247 228V226H249V228L251 229V231H252L254 228H256V229L258 230V233H257V230L254 229V230L256 231V233H255V234L253 233L254 230H253L252 232L250 231V232H251V235L254 234V235L256 236V234H257V236H259L261 239H260V238L257 239L258 237L256 236V237H254L255 240L252 241L251 238H250L251 235H250V237L247 236V234H250V232L247 233L250 229H249L248 231L246 230L247 232H246V231L244 232L243 229H240L241 227H240ZM259 225H261V227H260ZM8 226L11 227L12 230H11ZM44 226H45V228H42V229H41V227H44ZM48 226H49V227H48ZM85 226H88V225H85ZM179 226H180V225H179ZM179 226L177 227L178 229H176V230L181 229V228H179ZM207 226H208V227H207ZM218 226H219V225H218ZM225 226H226V227H225ZM25 227H26V228L28 227L27 230H26ZM46 227H48V231H47V228H46ZM61 227H60V224H59V225H58V228H61ZM126 227H127V229H126ZM126 227H125L126 230H128L129 228H133V226H131V224H130V227H129V224H128V226L126 225ZM128 227H129V228H128ZM135 227H137V226H135ZM145 227H146V226H145ZM174 227H175V228H174ZM181 227H183V226L181 225ZM196 227H198V226L196 225ZM196 227H195V228H196ZM200 227H202V229H201ZM233 227H235V226H233ZM49 228H50V229H49ZM51 228H52V232H53V233H51V231H50ZM53 228H54V229H53ZM55 228H56V229H55ZM62 228H61V229H62ZM87 228H88V227H87ZM90 228H91V225H90ZM137 228H139V229H138L139 232H140V228L142 229V227H140V226H138ZM192 228H194V227H192ZM205 228H206V229H205ZM210 228H211L212 230H211ZM221 228H222V229H221ZM252 228H253V229H252ZM3 229H4V230H3ZM14 229H16V230H14ZM30 229H31V230H30ZM61 229H60V230H61ZM78 229H79V231H78ZM85 229H86V228H85ZM85 229H84V230H85ZM88 229H89V228H88ZM88 229H87V230H88ZM134 229H136V228H134ZM134 229H132L133 232H132V230L129 229V232L131 231L130 234L132 235V239H131V240H133V239L135 238V237L133 238V236H136L137 239L140 238L139 235H138L139 233H137L138 230H136L137 232H135ZM144 229H145V228H144ZM146 229H147V228H146ZM149 229H153V228L148 227V230H149ZM226 229H228L229 232L226 231ZM233 229H234V230H233ZM237 229H239V230H237ZM6 230H7V231H6ZM9 230H11V231H9ZM13 230H14V232H13ZM23 230H24V231H23ZM43 230H44V232H42ZM58 230H59V229H58ZM123 230H124V229H123ZM154 230H155V229H154ZM156 230H157V229H156ZM156 230H155V231H156ZM168 230H170V229L168 228ZM224 230H225L226 232H225ZM236 230H237L238 232L240 231V233H239L240 236H237V235H236V236L238 237V239H237V237H236V240H238V241L241 240V241H242V246H241V244H240V246H239V245L236 246V245L234 244V243L237 244V242H236L235 239H234L235 236H233V239H234V240H232V235H233L232 233H233V232H236ZM260 230H261L262 232H259ZM2 231H3L4 233H3ZM15 231H16V232H15ZM18 231H19V232H18ZM31 231H36V232H34V234H33V232H31ZM45 231H46V233H45ZM68 231H69V232H68ZM146 231H147V230H146ZM146 231L144 230V232H146ZM149 231H150V230H149ZM149 231H147V232H149ZM151 231H153V230H151ZM157 231H158V230H157ZM204 231H205V232L208 231V232H207L208 234H209V232L213 231V232H214V236H212V235H213L212 232H211L212 234H211V233H210L209 235H208L207 233H206V234H207L209 237H210V236H212V237H215V236H216L215 238H217V239L220 238V241H221L222 243L218 241L219 239H218V240H217V239L215 240V238H214V239H211V242H212V240H214L213 242L216 241L217 244L215 243V245H213V244H214L213 242H212V244H210L209 242H210V238H211V237H210V238H208V237L206 238V234L203 233ZM5 232H6V233H5ZM17 232H18L19 235L17 234ZM30 232H31V235H30ZM48 232H49V233H48ZM87 232H88V231H87ZM134 232H135V234L133 235L132 233H134ZM144 232H143V234H146V233H144ZM171 232L169 231V234H170ZM179 232H183V233H187V234L182 235L183 237L181 236V238H180V236H179L180 234L178 235ZM192 232H193V233H192ZM227 232H228V233H227ZM238 232H237V234H238ZM24 233H25V234H24ZM44 233H45V235H44ZM47 233H48V234L51 233V234H52V235H50L51 237H49ZM59 233H60V236H59ZM69 233H71V234L69 235ZM85 233H86V232H85ZM123 233H125V230L123 231ZM123 233L121 232V234H123ZM136 233H137V235H136ZM155 233H156V232H155ZM183 233H182V234H183ZM194 233H195V234H194ZM199 233H200V234H199ZM225 233H226V234H225ZM229 233H230V234H229ZM241 233H242V235H244L246 238H244V236H242ZM53 234H54V235H53ZM78 234H79V233H78ZM80 234H82V232H81ZM126 234H128V231H127ZM140 234H141V233H140ZM143 234H142V235H143ZM149 234L152 235L151 232H149ZM158 234H159V231H158V233H157L156 235H158ZM5 235H6V236H5ZM17 235H18V237H17ZM64 235H65V236H64ZM131 235L127 236L128 238L125 236V237H126V240H128V239L130 240ZM156 235H154V237H155ZM185 235H187V237H185ZM193 235H194L195 237H194ZM201 235H205L204 237L206 238V240H204L205 238H204V237L202 238ZM254 235H253V236H254ZM55 236H56V237H55ZM62 236H64V237L62 238ZM83 236H84V235H83ZM87 236H88V235H87ZM87 236H86L85 239H87ZM123 236H124V235H123ZM140 236H141V235H140ZM147 236H148V235H147ZM147 236L145 235V237H147ZM152 236H153V235H152ZM170 236H171V235H170ZM197 236H198V237L200 236V237H201V240L203 239V240L201 241V243H199L200 240L197 238ZM224 236H225L226 238H225ZM227 236H228L229 238H228ZM241 236H242V237H241ZM31 237H29V238H31ZM44 237H45L47 240H43L42 243L44 244V242H46V243L44 244L46 247H44V245L41 243V240H42V238H44ZM59 237H60V238H59ZM78 237L80 238V236H78ZM142 237H144V236H142ZM154 237H152V238L150 237L151 239H153L152 244H153V242H155V241H159V240H160V239H159V240H155ZM156 237H157V236H156ZM178 237H179V238H178ZM193 237H194V238H193ZM200 237H199V238H200ZM263 237H264V236H263ZM9 238H10V237H9ZM18 238H19V240H18ZM50 238H52L53 241L50 240ZM57 238H58V240H57ZM61 238H62V240H61ZM64 238H65V239H64ZM75 238H76V237H75ZM83 238H84V237H83ZM148 238H149V237H148ZM171 238H172V236H171ZM171 238H170V239H171ZM240 238H244V239H240ZM254 238L252 237V239H254ZM4 239H2V240H4ZM33 239H32V240H33ZM63 239H64L65 241H64ZM77 239H78V238H77ZM104 239H106V238H104ZM135 239H136V238H135ZM137 239H136V240H137ZM141 239H142V238H140V240H141ZM145 239H147V238H144V240H145ZM174 239H175V237H174ZM207 239H208L209 241H208ZM256 239H257V240H256ZM5 240H6V239H5ZM22 240H23V238H22ZM22 240H21V241H22ZM27 240H28V239H27ZM30 240H31V239H30ZM32 240H31V241H32ZM49 240H50V242H47V241H49ZM82 240H83V239H82ZM82 240H80V241H82ZM87 240H88V239H87ZM109 240H110V241H104V240H103V242H105V243H103V244L100 246V248H99V251L103 250V252L101 251L102 253H101V252H100V253L97 252L98 250H96V249H94V248H93V249H90V251H89L90 253H88V252L86 251V249H87L86 247H88V246L90 245V244H89V241L85 242L86 240H85V241L83 240L82 242H77L78 245H79V243H81V244H82V245H81L82 247L85 245V243H87V244H86L87 246H86V245L84 246L86 249L83 248V249L85 250L84 252H85L86 254H85V253H82L81 256H82V258H83V257H86V255H88V256H90V257H87V258H85V259H82L81 257H80L81 259H80L79 257H76L77 255H80V254H78V253H80L79 248H78V251H79V252H78L75 248H74V249H71V250H70V248H69V249H67V250H70L71 252L73 251L74 253H75V251H76V255L72 252V253L74 254V257H75L74 259L77 258V261H80V260H81L80 262H82L83 264H87V263H88V264H91V263L93 264V262H95L97 259L93 260L92 258H96V257L98 258V261H96V263H98V264H106V263H109V262H110V264H111V261H112V263H113V262H114V261H113L114 259H115V262L118 261V263H119L120 260H119V259L117 260V258L123 259V258L125 257V255H127V254L124 253V252H125V247H127V248H126V249H127L126 252L129 253V251H130V257H131V256L133 257V255L135 254V251H137V250H135V248H136V249L139 248V247H136L135 244H136V243H137V244H140V243H138L136 240H135V241H131V240H130L129 242H128V241H123V242H125V243H124L125 245H122V247H121V246H120V243L115 242L116 240L113 241V242H112L111 239H109ZM113 240H114V239H113ZM154 240H155V241H154ZM162 240H163V238L160 240V242H161V243L163 242V243H162V246H163V244L166 243V240H165V242H164V240H163V241H162ZM197 240H198V241H197ZM230 240H232L234 243H232V242H231V243L228 242V241H230ZM243 240H244V241H243ZM246 240L249 241V242H247ZM6 241L9 242L10 239L8 240V237H7V240H6ZM25 241H26V240H23L22 242L25 243ZM28 241H29V240H28ZM51 241L53 242V244L51 243ZM55 241H56V242H55ZM60 241H61V243H60ZM78 241H79V239H78ZM4 242H5V241H4ZM4 242H2V243H4ZM32 242H33V241H32ZM36 242H35V243H36ZM58 242H59V244H58ZM64 242H65V243H64ZM84 242H85V243H84ZM110 242H111V243H110ZM139 242H142V241H139ZM148 242H149V240H148ZM160 242H158V244H160ZM175 242H176V241H175ZM250 242H251V243H250ZM252 242H253V243H252ZM254 242H255V244H254ZM11 243H12V242H11ZM11 243H6V244H9V245H10ZM20 243H21V242H20ZM28 243H29V242H28ZM40 243H41V244H40ZM49 243H50V245H49ZM75 243H74V244H75ZM83 243H84V244H83ZM106 243H107V247H108L109 250H108L107 247H106ZM114 243H115V244H114ZM126 243H127V244H126ZM181 243H182V244H181ZM183 243H184V244H183ZM197 243H198V244H197ZM204 243H205V242H204ZM204 243H203V244H204ZM229 243H230V244H229ZM238 243H239V242H238ZM248 243H250V245H249L250 249H251V248L253 249V250L250 251L251 254H250V253L247 254V253L249 252V249H248L249 247H248V245H247ZM29 244H30V243H29ZM31 244H33V243H31ZM57 244H58V245H57ZM62 244H63V245H62ZM69 244L71 245V244H73V243H69ZM88 244H89V245H88ZM113 244H114V245H113ZM117 244H118L119 246H118ZM129 244H131V245L133 244L134 246H131V245H129ZM137 244H136V245H137ZM147 244L150 245L151 242H150V243H147ZM147 244H146V246H148ZM155 244H157V243H155ZM220 244H221V245H220ZM263 244H264V243H263ZM22 245H23V243H22ZM42 245H43V246H42ZM56 245H57V246H56ZM104 245H105V247H104ZM127 245H128V246H127ZM185 245H186V246H185ZM245 245H247V246L245 247ZM252 245H254V246H252ZM6 246H7V245H6ZM17 246H18V245H17ZM23 246H24V245H23ZM30 246H31V247H30ZM39 246H40V247H39ZM41 246H42V247H41ZM60 246L62 247L61 249L59 248ZM72 246H74V245H72ZM75 246H76V245H75ZM75 246H74V247H75ZM91 246H92V245H91ZM93 246H94V245H93ZM111 246H113V247L111 248ZM114 246H116V247H114ZM124 246H125V247H124ZM137 246H141V245H137ZM144 246H145V245H144ZM146 246H145V247H146ZM153 246H154V245H153ZM183 246H184L185 248H184ZM202 246H203V245H202ZM223 246H225L227 249L224 248ZM227 246H228V247H227ZM233 246H234V247H233ZM24 247H25V246H24ZM24 247H23V249H24ZM37 247H38V248H43V249H41V253H40V250H39ZM76 247H77V246H76ZM79 247H80V246H79ZM95 247H96V246H95ZM103 247H104L105 249H104ZM119 247H120L119 253H121V255H117V254H119V253H118V251H116V250H118L117 248H119ZM128 247L131 248V249H129ZM133 247H134V248H133ZM151 247H152V246H151ZM151 247H150V248H151ZM157 247H158V248H157ZM160 247H161L160 245H157V246H156V249H159L160 251H159V250H157V251L161 253L163 247H161V248H160ZM232 247H233V248H232ZM236 247H237V248H236ZM239 247H240V248H239ZM243 247L245 248V250L243 249ZM253 247H254V248H253ZM17 248H18V247H17ZM20 248H21V246L18 248V250H19ZM25 248H26V247H25ZM49 248H50V249L53 248V249H51V250H52L51 252H50ZM72 248H73V247H72ZM88 248H89V247H88ZM102 248H103V249H102ZM142 248H144L143 245H142ZM150 248H149V246H148V248H146V249L144 248V249H143L144 251H143V250H142V251H143L144 253H145V252L148 253L147 251H150V252H151V249H150ZM194 248H195V247H194ZM228 248H230V251H229ZM28 249H29V250L31 249V251L29 252ZM34 249H36V250H34ZM37 249H38V250H37ZM54 249H55V251H53ZM56 249H57V250H56ZM110 249H111V250L114 249V251H116L117 254H114V253H115L114 251H113V253H111V250H110ZM115 249H116V250H115ZM121 249H122V252L124 251V252H123L124 254H122ZM123 249H124V250H123ZM140 249H141V248H140ZM148 249H150V250H148ZM153 249H155V246H154V248H152V250H153ZM178 249H179V250H178ZM203 249H206L205 245H204V248H203ZM208 249H207L205 252H207ZM240 249H241V252H240ZM242 249H243V251H242ZM254 249H255V250H254ZM18 250H17V251H18ZM63 250H64V249H63ZM65 250H66V249H65ZM74 250H75V251H74ZM80 250L83 252L82 248H80ZM92 250H93L94 254H96L97 256L95 255V257H94V256L92 255V256H93V257H92V256L90 255L91 252H92ZM95 250H96V251H95ZM105 250L107 251V254H106ZM128 250H129V251H128ZM133 250H135V251L133 252ZM146 250H147V251H146ZM246 250H247V251H246ZM42 251H44V253H42ZM47 251L50 252V253H48ZM108 251H110V253H109V254H111L110 256H109V254H108ZM157 251H156V254L158 253ZM232 251H233V252H232ZM234 251H236V252H234ZM253 251H256V252H253ZM14 252H15V254H14ZM37 252H39V253H37ZM59 252H61V253H59ZM65 252H66V251H65ZM93 252H92V254H93ZM104 252H105L106 255L104 254ZM139 252H140V251H139ZM150 252H149V253H150ZM179 252H178V253H179ZM183 252H184V253H183ZM189 252H190V253H189ZM198 252H199L198 255L202 254V255H204L205 257L210 256V255H207V254H211V252H209V253L207 252V254H204V251H203V250H201V253H200V251H198ZM222 252H223V253H222ZM242 252H243V254L246 253V255H245V254L243 255ZM51 253H53V254L51 255ZM68 253H69V252H68ZM133 253H134V254H133ZM137 253H138V252H137ZM176 253H175V255H176ZM194 253H195V251H194ZM196 253H197V252H196ZM224 253H225L226 255H225ZM227 253H228V254H227ZM39 254H40V256H39ZM42 254H43V255H42ZM54 254H55V255H54ZM83 254H84V255H83ZM100 254L103 255V256H100L101 259L98 257ZM138 254H139V253H138ZM151 254H152V253H151ZM153 254H154V253H153ZM153 254H152V255H153ZM156 254H154V256H156ZM162 254H163V255H162ZM192 254H193V255H192ZM217 254H218V255H217ZM232 254H233V255H232ZM235 254H236V257L234 256ZM237 254H238V255H237ZM11 255H12V254H10V256H11ZM53 255L56 256V258H58V257H59V258L56 259ZM64 255H63V256H64ZM68 255H69V254H68ZM68 255H67V257H68ZM115 255H117L116 258H115ZM128 255H129V254H128ZM142 255H144V254H141V261H142V258H143ZM148 255H149V254H148ZM160 255H161V256H160ZM165 255H166V254H165ZM198 255H197V256H198ZM219 255H220V256L222 255V256L220 257ZM223 255H224V256H223ZM257 255H258V256H257ZM261 255H262L263 257H262ZM6 256L8 257V255H6ZM44 256H45V257H44ZM48 256H49V257H48ZM63 256H62V257H63ZM118 256H119V257H118ZM145 256H146V255H145ZM150 256H151V255H149V257H150ZM163 256H164V252H162L161 254H158V258H155V257H154V259H156L157 262H156L154 259H153V261L156 262V263H158L159 261H161V262H159V263L164 264V263L162 262V261H163V258H164V259H165V257H169V258H171V257H173L174 255H173V256L171 255V257H170V255H169V256H164V257H163ZM180 256H181V255H180ZM182 256H181V257H182ZM193 256H194V257H193ZM200 256H201V255H200ZM225 256H226V257H225ZM232 256H233V257H232ZM244 256H246V257H244ZM36 257H37L38 259H37ZM50 257H52V258H50ZM64 257H65V259H66V256H64ZM64 257H63V258H64ZM71 257H73L72 254H71ZM106 257H107V258H106ZM111 257H113V258H111ZM121 257H123V258H121ZM126 257H127V256H126ZM132 257H131V258H132ZM147 257H148V256H147ZM156 257H157V256H156ZM159 257H162V258H160V259H162V260H157V259H159ZM174 257H175V256H174ZM174 257H173V259H172L173 261L170 260V261H172V263H174L175 260H178L179 263H177V264H183V262H182L183 259H182V260H179V259H178L179 254H177V259H176V257H175V258H174ZM181 257H179V258H181ZM201 257H202V256H201ZM201 257H200V258H201ZM237 257H238V258H237ZM254 257H253V258H254ZM34 258H36V259L34 260ZM48 258H50V260H49ZM53 258H54V259H53ZM134 258H135V255H134ZM144 258H145V257H144ZM144 258H143V259H144ZM186 258H187V257H186ZM188 258H187V259H188ZM198 258H199V257H198ZM203 258H204V257H202V259H203ZM209 258H208V259H209ZM221 258H222V260H221ZM224 258H225V259H224ZM235 258H236V259H235ZM244 258H245V259H246V258H249V259H248L249 261L246 259V261H248V262L245 263ZM17 259H18V257H17ZM17 259H16V262H18ZM52 259H53V260H52ZM55 259H56V260H55ZM65 259H63V260H65ZM74 259H73V261H76V260H74ZM91 259H92V260H91ZM107 259H108V260H107ZM109 259H110V260H109ZM111 259H112V260H111ZM135 259H137V258H135ZM138 259H139V257H138ZM149 259L151 260V259H152V256H151V258H149ZM166 259H167V258H166ZM184 259H185V258H184ZM189 259L187 260L188 262L190 261ZM204 259H205V258H204ZM211 259H209V260L211 261ZM227 259H228V260H227ZM229 259H230V260H229ZM237 259H239V260L237 261ZM242 259H243V262H244V263L242 262ZM250 259H251V261H250ZM33 260L35 261L34 263H32ZM44 260H45V261H44ZM58 260H59V262H58ZM66 260H67L68 262H71V261H72L71 258H69V260H68V259H66ZM66 260H65V261H66ZM70 260H71V261H70ZM85 260H86L87 263H84ZM89 260H90V261H89ZM99 260H101V261H99ZM194 260H193V261H194ZM219 260H220V261H219ZM224 260H225V261H224ZM234 260H235V262H234ZM259 260L262 261L261 259H259ZM46 261H47V262H46ZM51 261H53V262H51ZM83 261H84V262H83ZM124 261H125V260L123 259V263H125ZM129 261H130V260L128 259L127 262H129ZM133 261H134V260H132V262H133ZM139 261H140V260H139ZM144 261H147V260L145 259ZM148 261H149V260H148ZM170 261H166V260H165V263H167V264H168V262L171 263ZM214 261H211V262H212L211 264H215V263L217 262V261H215V263H213ZM255 261H256V260H255ZM255 261H253L252 264H255V263L257 264V263H258V262H255ZM263 261H264V260H263ZM263 261H262V262H263ZM43 262H42V264H43ZM68 262H67V263H68ZM80 262H76V264H78V263L80 264ZM115 262H114V264H118V263H115ZM121 262H122V261H121ZM130 262H131V261H130ZM130 262H129V263H130ZM132 262H131L130 264H134V263H135V261H134V263H132ZM137 262H138V260H136V263H135V264H137ZM191 262H192V261H191ZM196 262H197V261H196ZM204 262H206V261H204ZM207 262H208V263H207ZM207 262H206L205 264H209V261H208V260H207ZM233 262H234V263H233ZM249 262H250V263H249ZM19 263H20V262H19ZM60 263L65 264L64 261H62V262H60ZM82 263H81V264H82ZM96 263H94V264H96ZM146 263H147V262H146ZM146 263H144V264H146ZM156 263H155V264H156ZM184 263H185V262H184ZM192 263H193V262H192ZM198 263H200V262H198ZM198 263H196V264H198ZM20 264H21V263H20ZM40 264H41V263H40ZM73 264H75V263L73 262ZM150 264H151V262H150ZM153 264H154V263H153ZM175 264H176V263H175ZM186 264H187V263H186ZM188 264H189V263H188ZM190 264H191V263H190ZM216 264H217V263H216ZM260 264H261V262H260ZM263 264H264V263H263Z\"/></svg>","mask_w":264,"mask_h":264},{"label":"snow or ice","instance_id":"snow-or-ice-1","mask_svg":"<svg viewBox=\"0 0 264 264\" xmlns=\"http://www.w3.org/2000/svg\"><path fill=\"white\" fill-rule=\"evenodd\" d=\"M261 5L264 6V0H261Z\"/></svg>","mask_w":264,"mask_h":264}]
</instances>
